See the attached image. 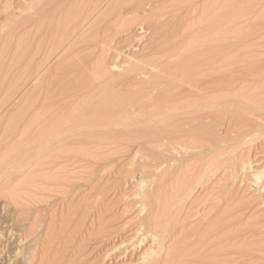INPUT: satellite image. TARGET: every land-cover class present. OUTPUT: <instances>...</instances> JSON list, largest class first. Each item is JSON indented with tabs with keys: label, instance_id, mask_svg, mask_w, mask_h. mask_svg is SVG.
Here are the masks:
<instances>
[{
	"label": "rangeland",
	"instance_id": "rangeland-1",
	"mask_svg": "<svg viewBox=\"0 0 264 264\" xmlns=\"http://www.w3.org/2000/svg\"><path fill=\"white\" fill-rule=\"evenodd\" d=\"M17 1L18 0H11V1L10 0H8V1L7 0L6 1L0 0V6H1L0 7V22H1L0 23V42L2 41V39H4L3 43H0V46H2L4 48L3 49L2 47H0V50L2 49V51H0V54H1L0 57H2V59L0 60V62H1L0 65L1 66H2V64L5 66L7 65V68H8V63L11 62L7 56H10L11 60L13 59L12 60V62H13L14 58L16 56L19 58L18 55H20L22 53L20 56V58H21L22 56H25V54L27 53L28 54V55L26 54L27 57L30 54L31 59H29V58L26 59V57H24V59H26V60H24L25 62L22 61V58H21L22 62L19 59L18 60L22 64L23 63L25 64L27 60L34 61L35 58L33 56L31 57V55H32L31 53L33 52V54H34L39 49L35 52L36 48L33 49V47L38 48L40 46L42 48V49L40 48L41 49L40 53H38L39 51L36 53V56H37V54L38 55L42 54V56L43 55L45 56V54H43L46 52V50L44 51L45 48H43L44 44L46 46L45 41L49 40L48 36H50L51 32H52V34L53 33L56 34V32L60 31L59 29H55V31H54L53 28L56 26H54L53 24H49V25L47 24L49 22L48 19L51 16V15L50 16L48 15L49 11L47 12V15H46L48 17L46 22H45L46 19L44 18L46 11H44L45 14H44V12H41V14L39 13V15L41 16L42 13L44 14V16H41L44 18L43 19L44 22H42V23L45 26L47 25L46 27L52 26L51 29L54 32L50 30V27H48L50 32L49 31L47 32V28H45L46 31H44V29H43V31H41L40 29L44 28L45 26L44 25L39 26V24H38L40 22L39 19H41V17L38 15V11L36 10L37 15L40 18H37L36 14H35L36 17L34 16V18H35V20H34V18L32 17L33 16L32 14H34V11L29 10L28 6H27V5H29L27 3H29L32 0H30V1L26 0V2L24 0H19L20 2H17ZM47 1L44 2V0H43L42 3H47V8H46V4L44 5V7L46 9L44 7L43 8L45 10H47V9L51 10V8H52L51 11H53V7H51V5L50 6L48 5L49 1H50L49 4H51V3H53V0H47ZM103 1H105V0H103ZM113 1L114 0H108V1L102 2L100 0L99 5H97L95 8L90 9L89 11L87 10V12H84V14L85 13L86 14L85 15L82 14V17L86 16V19L84 20L83 26L80 25V27L78 28L79 30H77L76 33L73 34V36L70 37V39L59 50L55 49L54 47H51V48H54L55 50H58L55 52L56 54L53 52V50L49 46H47L53 52V54L52 53L50 54V51H48V49L46 48L47 51L49 52L48 54H50L49 55L50 59H49V57L47 56V53H46L47 57H45V58H47V60H48L47 63H45L46 59H43L41 57V55L39 57H41V59H43V61L37 56V59H35V60H38V58H39L38 61L39 62L41 61L40 63L37 61L36 62L37 64L39 63V65H40L41 63H43V64L45 63L44 66H43V64H42V66H39V67H41V71H40L41 73L40 74H42V78H41V75H40V77L38 76V81H36L37 80L36 79L37 78L36 73L31 74L29 72L32 69V66H31L33 63L32 61H31L32 63H30V64H29V61H28V63H26L29 66L25 64L26 66H28L29 70H26V69L24 70L22 68L23 65L18 63L19 61L17 62V60H15V62H13V63H16V66L20 67L22 65L20 68L17 67L18 71H20V69L21 70L23 69L24 72H22L23 70L20 72H22L25 75H26L25 72H28L31 74L32 78H30V75H29L28 78L25 79V77L27 75L22 77V76H20L22 73H19L20 75L17 74L18 71H16V75H15V69H13L14 71L12 70L14 72V75L17 78H19V77L22 78V79L19 78L20 81H22L23 79L26 81L27 79L30 78L27 82H25L24 80H23L24 83L21 82L24 85H22L20 82H19L20 84L18 83V85H17V82L19 81V79H17L18 80L17 81L16 79L12 78L14 76V75L10 74V72H12L10 70V69H12V67L11 68L9 67L10 71L8 73V71L3 72L4 68H3V66H2V68L0 66V68H1L0 69V77H1V80H0V84H1V86H0V99L1 98L9 99V101L7 99L5 101V99H4V102H3V99H1L2 101L0 100V127H1L0 128V131H1L0 132L1 133L0 139L3 138L0 140V264H141L143 262L142 258H144L142 256L145 255L144 250L147 251L148 247H149V249L151 248L152 251H153V247H154V250H155V248H159V250H160V248H161V250H162V248H164V250L160 254H159V252H157V256H156V254L154 255V257L155 258L157 257V259L153 260V262L154 261L157 262V263L154 262V264H164L163 263L164 260L167 259L168 256H170L173 253L171 245H172L173 251H174L175 247L177 250V247L179 248L183 243H186L184 241V242H182V244H179V246L176 243V241L179 242V240H177L176 238L181 240V237L183 239V236L187 237V240L190 241V242L187 241L188 244L189 243L190 244L192 243V244L191 245L189 244L190 246L188 245V247H187V243H186V245L183 244L182 246H185V250H183V247L181 246L180 248L182 251H180V252L183 255H185V254H188V252L190 250V252H189L190 255L189 254H188L189 256L185 255L186 256L185 258L190 257L192 261H189V262H191V264H264V111H263L264 110V106H263V104H264V0H165V2H164V0H152V2L150 0V2L148 1L149 4H148V2L145 4V2L147 0H144L145 2L143 0H141L142 3L140 2L141 3L140 5H139V0L138 1L133 0L135 3H132V5H131L132 0L131 1L125 0L126 2H124V0L123 1L121 0V5L124 3L122 5L123 8L125 7L124 9L121 8V5H118L119 7L116 5V4H119L116 2L117 0L114 1L116 3H115V5H113L114 4ZM129 1H130V5H129ZM5 2L7 4V9H6ZM8 2H9V5H8ZM34 2L36 5H39L37 7L41 8L40 7L41 2L39 4H37V1L33 0L32 4L34 6H35ZM21 4H22V6H20ZM125 4H126V6H124ZM133 4H136L135 6L139 7V8L138 9L135 8ZM3 5H5V7H2ZM24 5L27 6V9H26V6L24 7ZM110 5H112V6H110ZM48 6L51 8H48ZM23 7L25 10H27V12H24L25 10H23ZM106 7H108V8H106ZM130 7H132V9ZM144 7H145V9H144ZM153 7H154V9H153ZM113 8L120 11L121 15L120 14H118V15L114 14L113 12H115L116 10ZM119 8H121V9H119ZM68 9H69V11H67V8L65 10L69 13L70 8L68 7ZM16 10H18V11H16ZM30 11L33 13H31ZM63 11H60L59 12L60 14L57 13V16L62 15L61 13ZM66 11L64 12L65 15L67 13ZM91 11H94V12H92L94 14L89 13ZM105 11L108 13H106ZM128 11L131 13H128ZM7 12L9 13V15ZM53 12L50 14L53 15ZM110 12L115 17L112 14H110ZM123 12H125V13H123ZM24 13L25 14L31 13V14H28L29 19L33 18L32 20H30L31 21L30 23H28V21H27L28 15L27 14L25 15ZM100 13H102V14H100ZM116 13H118V12L116 11ZM152 13H153V15H152ZM16 14H18V15H16ZM108 14L110 16L111 15L112 16L110 17ZM4 15H5V17H4ZM101 15H103L102 18L104 17V20L106 19L105 21L101 19ZM106 15H108L109 18ZM129 15H130L131 19H132V17L137 18V16L138 17L140 16L138 18L139 20L140 19H146L144 21L146 22L147 25L145 24L144 21L142 22V24L139 21H136L138 24H141V27L139 25H135L137 23H134V22H133L134 24L133 23L132 24L135 26L132 27L131 22H130L131 19L129 18ZM147 16H149V17H147ZM14 17H15V19H14ZM22 17H23V19H21ZM24 17H26V18H24ZM62 17H64V16H62ZM87 17H88V19H87ZM98 17L101 20H99ZM3 18L4 19L9 18L11 20L6 19V22H7L6 23V22H4L5 20H3ZM125 18L126 19L129 18L127 20L129 21L130 26L126 25V23L128 21ZM16 20H17V22H15ZM43 20L41 19V21H43ZM123 20H125L127 22L122 23ZM35 21H38V22H36L35 26L37 24H38L37 25L38 27L43 26L42 28L36 27L37 32L38 31H41L42 33L44 32L43 35L46 32L49 34L48 35L46 33L47 37L45 35H44V37H42L43 36L42 33L38 32L40 35H42L41 37L44 39V44L42 43L43 41H39L41 44H43L42 46L37 41H35V44L32 42V40L34 41L37 39L36 37H38V39L41 38L39 36V34L34 35L31 32V31H33V29L36 32V29L34 27ZM118 21L120 22L121 25L119 24ZM151 21L153 23H155V25H153V23H151ZM12 22H14V23H12ZM32 22H33L34 28L33 29L28 28V25H30V24L32 25ZM147 22H149L150 25ZM8 23H9V25L6 26ZM21 23H24V24L27 23V25H24V24L22 25ZM42 23L40 22V24H42ZM123 24L125 26H122ZM151 24L153 25V27ZM156 24L157 25L160 24L162 26L160 27V25L157 26ZM11 25H12V27H11ZM86 25L88 26V28ZM169 25L171 27L174 26L172 28V30L170 29L171 27ZM91 26H93V27H91ZM127 26H129L131 30ZM17 27H19V28H17ZM89 27H90V30H88ZM122 27H123V30L125 28L129 29V32H127L128 30L127 31L125 30L126 31L125 32L122 29H120ZM149 27H151L150 28L151 30L149 29ZM155 27H157L156 29L158 31L155 29ZM177 27H179L181 29H179ZM6 28H9V29H6ZM11 28L15 29V30L13 29L14 32ZM26 28H28V29H26ZM152 28H154V29H152ZM160 28H163V29L159 30ZM174 28H176V29L174 30ZM10 29H11V31H8ZM30 29H31V31H29ZM133 29H134V31H133ZM169 29H170V31H169ZM182 29L185 32L184 31L182 32ZM200 29H201V31H200ZM81 30H83V31H81ZM84 30L85 31L87 30V31L85 32ZM119 30H120V32H119ZM21 31H22V33H21ZM23 31H25V34H27L29 32H30V34L32 33L31 37H29L28 34L24 35ZM26 31H28V32H26ZM90 31L95 32V33H93L94 36L91 34ZM122 31L125 33H123ZM154 31H155V33H154ZM159 31H161L162 34H161V32L159 34ZM174 31H176L175 32L176 34L173 33ZM6 32H7V34L9 33L10 35L8 34V36H7ZM88 32L90 34L86 36V34H88ZM168 32H171V33H168ZM194 32H196V33H194ZM14 33H16V34H14ZM19 33H21V34H19ZM81 33H82V36L80 35ZM129 33H130V36H129ZM177 33L179 34V37H178ZM191 33H193L194 35ZM4 34L6 35V37H4L5 36ZM52 34H51V36H52ZM83 34L85 35V37L90 36V37H92V39L95 40V41H91L93 43L92 45H94V46L91 45L90 41H89L90 44L88 43L89 45L92 46L93 49H91V47H89L87 45L88 47L87 46H84V47H87L88 49L83 50V46L80 45V43H82V41H84V39H82V40L80 39L81 37H84ZM163 34H165V35H163ZM172 34H173V37H172ZM21 35L25 36V37L23 36L22 38L25 39L26 43L23 42L24 40L22 41V39L20 37ZM96 35H97V37H96ZM131 35H133V36L131 37ZM182 35H184V38ZM12 36H14V37H12ZM54 36H56V35H54ZM54 36H53V38H54ZM79 36H80V38H79ZM127 36H128V38H127ZM160 36L161 37L162 36H169V37H167L169 39H166V37L161 38ZM180 36H182V37H180ZM190 36H192V37H190ZM90 37L88 39H90ZM122 37H123V39H122ZM189 37L192 39H190ZM14 38H15V40H14ZM29 38H31V39H29ZM42 38H41V40H43ZM51 38H50V40H51ZM73 38H74V40H73ZM124 38H125V40H124ZM151 38L154 41L158 39L157 40L158 42H156V43L152 42ZM172 38H173V40H172ZM181 38H182V40H181ZM185 38H186V40L184 41ZM17 39H18V43L16 41ZM19 39L21 40V42ZM76 39H77V46H76V44H74V43H76ZM92 39H90V40H92ZM163 39H165V41L168 42L167 45L165 44V46H166L165 51L167 53L168 52H170V53L167 56L165 55V57H163L164 59H162L163 55H160L162 53L159 54L161 56V60H162L161 61L159 59L160 64L159 63L156 64V66L157 67L159 66V67L158 68L156 67L157 69L154 68L156 70H154V69L152 70V69H150L149 66H148L149 69L145 68V66H144V69L140 68V69L144 70V72L140 69H137V71H135V72L132 71L135 74L130 72V77H129V75H127L128 73L126 72L125 69L128 68V65L132 63L131 60L134 58H139L140 60H143L144 62H148L151 59L150 58L151 54H149L151 51H149V50L154 46V44L156 45L157 43H159V40H160V42H163ZM175 39H177V40L175 41ZM6 40H8V42ZM12 40H14V41L12 42ZM50 40H49V42H50ZM121 40L124 42H122ZM167 40H169V41H167ZM29 41L32 42L31 44L34 45L33 47L29 43ZM115 41L117 44L115 43ZM182 41H184V42L182 43ZM27 42L31 45L30 48H32V49L28 48V46H30V45ZM36 42L38 43V46H35ZM46 42H47V44H49L48 41H46ZM53 42H55V41H53ZM84 42H86V41H84ZM84 42H83V44H84ZM120 42H121V45H120ZM149 42H151V44ZM4 43H5V45L7 43L6 47H5ZM9 43H10L11 48L8 46ZM14 43H17L18 45L14 44ZM21 43H22V45H21ZM51 43H52V41H51ZM106 43H108V44H106ZM123 43L125 44V47L128 45L126 47L127 49H125ZM180 43L182 45H180ZM19 44H20V46H19ZM78 44H79V46H78ZM95 44H96V46H95ZM122 44H123V48H122ZM131 44H132V47H131ZM15 45L17 46V49H16ZM23 45H25L24 46L25 48L23 47ZM52 45H50V46H52ZM118 45H120V46H118ZM149 45L152 47L150 48ZM171 45H172V48H171ZM174 45H175V47H174L175 49L173 48ZM12 46L15 49L10 50L13 48ZM70 46H72V47L75 46V49H73L72 47L70 49ZM113 46H114V48H113ZM180 46H182V48ZM101 47H103L102 48L103 50L101 49ZM115 47L117 49L121 47L120 48L121 51H120V49L117 50ZM144 47H146V48H144ZM76 48L78 49V51ZM98 48H100V49H98ZM147 48H148V50H147ZM22 49L23 50L27 49V52L25 50V53H24V51ZM66 49H67L68 54L65 52ZM68 49L69 50L73 49V53L75 51L74 54H75L76 59H75L72 51H69ZM171 49H172V51H171ZM7 50H9V52H7ZM14 50H16V51H14ZM12 51L15 52V54ZM19 51L20 52L23 51V52L19 53ZM87 51H88V53H86ZM116 51H119L121 53V55L119 52H118L119 54L117 55ZM144 51H145V53H144ZM2 52H7V53H2ZM99 52H100V55L97 56V53L99 54ZM62 53H65V54L61 55ZM80 53L82 56L80 55ZM101 53H103V54H101ZM4 54H5V57H4ZM10 54L11 55L14 54L13 55L14 58H12L13 56H11ZM76 54H77L78 58H77ZM171 54H174V55H171ZM79 55L81 56V58ZM85 55L86 56L89 55L88 58ZM126 55H127V57H125ZM64 56H66V57H64ZM101 56H102V58H101ZM17 57L15 59H17ZM59 57H61V59ZM69 57H72V58L70 59ZM93 57H95V60H93ZM5 58H6V60L8 59L9 61L3 60ZM64 58H65V61L67 60L66 58H68V60L66 61L68 64L66 62H64ZM144 58L146 61L144 60ZM153 58L157 59V56H155V57L153 56L151 61H153ZM192 58L194 60H192ZM56 59L59 62L60 61L61 62L59 63ZM78 59H79V61H81V60L82 61L79 62ZM99 59L100 60L102 59L101 60L102 63H100ZM72 60H73V62H72ZM2 61H4V62L6 61V63L7 62L8 63L4 64ZM62 61H63L64 65L62 64ZM94 61L96 63H94ZM77 62L79 64H81L82 68L80 66H79V68L82 69V72L87 70L84 73L87 74V72H88L90 74V76H91L92 71H94V70H91L90 71L91 73L89 72V70L96 68L97 66L95 64H97V63L103 64L101 67L104 66L103 67L104 71L108 72V73L101 75L103 71L102 72L100 71L101 67L99 66L98 68H99V71L101 74L99 73V76H96V77L97 78L99 77V79H100V75L101 76L105 75L106 77L109 76V78L111 77L109 80V78H106L104 76V79H103V77L100 79L102 81L101 82L100 80L98 81V79L95 76H92L93 78H91L90 76L87 75L88 77L91 78L90 79L84 74V78L86 77L89 79V81L91 80L90 82H88L86 80L84 81L85 84L89 83L88 86H90L92 84V82H93L92 79L96 78L97 82H99L98 84H101L103 89H104V87H105V89H108V88L111 89L113 87L112 89L115 88V91H116L118 86H120L117 83H120L122 86L118 88L119 94L120 93L123 94L124 90H126V89L127 90L124 92L125 93L124 95H126V93H128V90H129V92L131 90L133 91V94H132V91L130 92L133 95V97H132V95L130 97H132V99H133L132 103H134L133 105H135L132 107L133 108L135 107V108L134 109L131 108L132 110H134V111H132V113H130L131 111L128 110L126 112L127 114H125V115H128L127 118L132 117V115L134 116L133 118H135V117L136 118H135V120L133 119V121L130 118L131 120L129 119V121H127V123H128L127 126L124 125V127L126 126L125 128L130 127L131 131L128 128H127V130L124 129V131H122L123 129L119 130V129H121L120 126H119V128H116V131H115V128H113L114 130H111L112 126H114L113 124L108 126V128L110 130H108V128H106V127H103V129L105 128L106 130L110 131L111 137L114 135V133L115 134L118 133V131H120L119 133L127 131V134L130 135L131 133H133V129L136 130V127L134 126L137 124L136 121L140 120L138 123L141 124L140 123L141 121L143 123L141 125L137 124L136 126H138L140 128L139 134L141 136L138 135L137 131H134V132H136L139 137L134 136L135 135L134 133H133L134 135L131 134L132 136H128V135L126 136L125 135L123 137H121L120 134H116L115 136H113V138L116 137V139L114 138L113 140L114 141L117 140V141L113 142L112 139L110 140L108 138H105L106 141L104 140V143H103V141H101L102 143H100L99 141H95L96 139H94V136L96 134L98 135L99 132H101V131L103 134V133H105L106 130L105 129L103 130L101 127V131H100V130H98V127L94 126L98 130V133H97V130L93 126H91L95 130H93V128H91V127H90V129H88L89 127L87 129L91 130V131L93 130V132L96 131V132H94V134H93V132L91 133V131H90V135H89V136H91L90 138H92V140H94V141H90L89 137H84L88 134V133L86 134L87 129L86 128H79V127L84 124V122H82V121H83V119H86L88 117V115H86V114H89V112H90V110H89L90 108H88V106L90 104H88V103H90V101L93 103V99H91V97H92L91 95H93V93H97L99 90L102 91L103 89L100 87L101 85L100 86L98 85L99 89H97L98 91H96L95 87H97V83L95 82L96 79H94L95 80L94 83L96 86L93 88L92 87L94 85V83H93V85L90 86L91 87L90 91L95 89L96 92L93 90V91H91L93 93L90 94V92H87L89 90H86V93H88L89 94L88 96H90L88 98L86 97L87 94L84 91L81 92V93H83L84 97L81 93H79L81 95H78L79 90H78V88L76 89L77 85H73V84H75V83L77 84L79 82V81H76L75 79L80 80L79 83L81 84L83 81L79 77H81V75H83V74H82V72H80V76L78 77L79 74H77V72H76L77 67H75L74 69H76V71L74 73L76 76L73 77L74 75L72 72L74 71V69L72 68L71 70H73V71L71 72L70 68H69V66H72V64L78 66L79 64ZM166 62L168 64H166ZM13 63H12L13 67L16 68ZM34 63H35V61H34ZM69 63H71V64H69ZM82 63H83V65H82ZM188 63L190 65H188ZM25 65H24V67H25ZM97 65H99V64H97ZM113 65H114V67H113ZM196 65H197V67H196ZM198 65H199V68H198ZM200 65H202V66H200ZM203 65H204V67H203ZM62 66H63V68H64V66H66L65 68H67V70L69 69L68 71L71 72L72 74L67 72V70H64L65 68L63 69ZM87 66H88V68H87ZM34 67H35V65L33 64V68ZM187 67L190 68V70H188ZM7 68L5 67V69H7ZM25 68H27V67H25ZM98 68H96V69H98ZM103 68L101 70H103ZM184 68H185V70H184ZM5 69H4V71H5ZM96 69H95V71L97 72ZM105 69L108 71H106ZM181 69H183V70H181ZM32 70H34V69H32ZM148 70H150V71H148ZM193 70H195V71H193ZM79 71H81V70H79ZM180 71H183V72H180ZM33 72H37V71L34 70ZM65 72H66V74H65ZM151 72H153V73H151ZM163 72H164V74H165V72H166V74L167 73L169 74V76L165 75L167 77V78L165 77L166 81L163 78L164 77L163 76L164 74H162ZM170 72H171L172 76L174 75V72H175V74L179 75V77L181 76V78H182V76L183 77L186 76V73H189L187 75H190L192 73L190 75L191 77L188 76L187 78L191 79V81H192V79H194V82L196 80H197V82L199 81L198 85H201V87L199 86V89L200 88L203 89L205 86H206V88L209 87V89H210V87L213 86L215 81H216L215 84L217 86H220V87H217L218 89L220 88V90H219L220 92H218V94H217L218 95L217 96L218 101L220 104H219V107L217 106V108H220L221 104L224 105L225 107L222 106L223 108L222 107L220 108L221 111H220V109H211V110L208 109V111L214 110L216 112V114H214V116L212 115L213 118L198 117L199 119L198 118H197L198 120L195 119L192 123L189 122L187 124L186 123L181 124L180 122L179 123L176 122L179 125L174 123L175 125L169 124V126H168V124H167V126L162 127L164 129V131H165V129H167L166 131H170V130L173 131V130H180V129H181L180 131H183V129L186 130L187 128H189V124L190 125L194 124L193 126H190V127L193 129V127L197 126L196 127L197 129L195 128L194 132H196V135L198 134V137H199V134L203 137L207 136V140H206V137H204L206 144L204 143L203 137H201L203 142L201 139H200L201 142L199 141L200 137L199 138L197 137L198 139H196V140L193 138L187 139V137H186L184 139V142L186 141L185 144H184L183 140H181V139L180 140L182 142L180 140L178 142V140H177V141H174L173 145H172V140H165V141H167L168 144L164 143V140H163L164 144L161 141V143L158 142V143H156V145L153 146V144H155V143L150 142L151 138L149 136L144 138L146 136V134L148 133V130L150 133L152 131V127H153V129H155L154 128L155 122H152V121L147 122V119H150V117H152L154 115V113H155L154 111L157 109L156 107L158 105L160 106L161 104H163V102L166 100L165 98L168 97L170 95V93H171V96H172V94H174V92H170L172 89L170 90L169 87H171V88L173 87V91H177V92L182 91L180 89L182 88L183 85L181 86V88H180V85H181V83H183V84L185 83L183 80L186 79V77L184 79H181V83H180V81H178L180 78L176 77L174 75L175 80L180 83V85H178L179 88L177 89L176 85L178 84V82H174L175 80H174V78L172 79ZM193 72H194V74H193ZM3 73L6 74V77ZM67 73H69V74L67 75ZM122 73H124V74H122ZM143 73L148 74V76L146 74H143ZM179 73L180 74L183 73V74L180 75ZM119 74L121 75V79L118 78V76H120ZM155 74H158V75L160 74L161 76H163L162 78L164 80L160 82L162 88L159 84V87L161 88V90L159 89V87L156 88L158 85L151 86V83H153L155 78H157V77H155V76H157ZM62 75H65L67 78H65ZM152 75H153V77H152ZM160 75H159V77H160ZM123 76L126 77V79L124 78V80L126 82H123ZM127 76L129 78H127ZM195 76H196V78H195ZM8 77H10V79ZM147 77L152 82L150 80L147 81L146 80V79H148ZM2 78H5V81ZM40 78L42 79V81L40 80ZM54 78H56V79H54ZM73 78H74V80H73ZM112 78H113V81L116 83L111 81ZM117 78L120 79V81ZM176 78H179V79L177 80ZM217 78H219L220 80ZM11 79L12 80L14 79L17 82H15L14 80L12 81ZM66 79L69 82L68 85H71V86H68L66 84L67 83ZM188 79H186V80H188ZM208 79H210V80H208ZM9 80H11L13 83H15L14 84L15 87H14V85L13 86L11 85L12 83H10ZM129 80H130V82H129ZM226 80H227V82H229V84L226 83ZM73 81H75V82L73 83ZM104 81L105 82L108 81L106 83H109L111 81L110 83L111 84L113 83L115 85L114 86L109 85V87H108V84H106ZM145 81H146V83L149 82L150 84L144 83ZM204 81H205V86L203 85ZM230 81H234L233 84L230 83ZM33 82L34 83L35 82L36 83L41 82L42 85L41 84L40 85L42 87L40 88L39 87L40 85L38 86V84H37V86L39 88L36 85L31 86V84ZM103 82L106 84V86H104V87H103V85H104ZM132 82H135V83H132ZM197 82H195V83L197 84ZM201 82H203V83H201ZM206 82H208V84ZM212 82H214V83H212ZM5 83H7V85ZM8 83H9V85H8ZM123 83H125L124 87H123ZM127 83L129 86L127 85ZM139 83H141V85ZM186 83H187V81H186ZM186 83H185V86L187 88L188 86L186 85ZM188 83L191 84V82H189V81H188ZM80 84L78 86V87H80V89L83 86H85L84 83H82V87L80 86ZM142 84H144L146 86H143ZM167 84H168V86H167ZM170 84H172V86ZM116 85H117V87H116ZM16 86H19L18 89ZM21 86H24V87H21ZM65 86H66V88H65ZM126 86H127V88H126ZM193 86L195 87V85H193ZM221 86L222 87L225 86V90H224V88H222L223 89L222 90ZM229 86L230 87L232 86V87L230 88ZM4 87L5 88L7 87V91L6 90L4 91V89H5ZM32 87L33 88L37 87V88L36 89L34 88V90H33ZM86 87H87V84H86ZM140 87H142L141 88L142 91L144 90L146 92V90H147V93L146 94L144 92L141 93L140 89H139ZM145 87H146V89H144ZM166 87H168L169 90ZM184 87H183V90H185ZM121 88L122 89L124 88V89L122 90ZM12 89H14V90H12ZM30 89L32 90L31 92H30ZM37 89H39L38 93L39 94L41 93L40 97H38L39 95L35 96L36 94H38ZM63 89H64V91H63ZM71 89H73V90H71ZM74 89H75V91H74ZM83 89H85V88H83ZM83 89H81V91ZM109 89H108V91H109ZM112 89L110 90L111 93H113V91H114V90L112 91ZM138 89H139V92H137ZM148 89H149V91L152 89L150 93L148 92ZM156 89H158V92ZM61 90L63 91V93L61 92ZM70 90L72 91V93ZM76 90H78V91H76ZM162 90H164V91H162ZM194 90H195V88H194ZM203 90H205V88ZM49 91L51 92V96L48 97V93H50ZM57 91L61 92L62 95L59 96L61 93L58 94ZM165 91H166V93H165ZM4 92L7 95H5ZM8 92L11 94H9ZM52 92L54 94H52ZM159 92H161V93H159ZM162 92H164V93H162ZM34 93H36V94L34 95ZM66 93H68V94H66ZM115 93H118V90ZM137 93H141L142 95L143 94L144 95L143 96L141 95L142 96L141 97ZM148 93H149V95H148ZM221 93L224 95H222ZM1 94H2V96H4V95L5 96L1 97ZM63 94L66 96H63ZM135 94L138 95V97H136L137 99L134 96ZM160 94H161V96H160ZM32 95H34L35 100L37 99L36 100L37 104H36V101H34V99H33V101H34L33 105H35V108L31 104V106L34 108V109L32 108L33 111L30 110V107H31L30 105H29V108L27 107V109H29L30 111L22 108V107H25L27 104V102H24V101H26V98L28 97V98L32 99V97H33ZM74 95H75V97H74ZM129 95L130 94H128V96ZM7 96L10 98H8ZM70 96H71V99H70ZM151 96H153V97H151ZM219 96H220V98H219ZM47 97H48V100H46ZM51 97H53V98H51ZM170 97L168 98L169 100H170ZM72 98H74V99H72ZM81 98H83V100ZM140 98H142V100ZM76 99L78 100V102H76L77 101ZM135 99H136V101H135ZM225 99H226V101H224ZM227 99H228V101H227ZM231 99H233V101ZM84 100H86V101H84ZM162 100H164V101H162ZM229 100H231V102ZM22 101L24 102V104L25 103L26 104L24 105ZM33 101L29 100L28 103L30 104V102L32 103ZM81 101H83V102H81ZM223 102L228 103L230 107L228 106V104H225ZM2 103H3V106H2ZM4 103H6V104H4ZM20 103H21V105H19ZM79 103H80V106H79ZM86 104H88V106ZM154 104H155V106H154ZM238 104H240V105L238 106ZM246 104H248L249 106L248 105L245 106ZM254 104H256V105H254ZM258 104H259L258 107L260 110L258 109V107L257 108L255 107ZM260 104H262V105H260ZM36 105H37V107H36ZM8 106H9V108H8ZM78 106L80 107V109H78ZM84 106H86L88 109L85 108L86 110L84 112L82 111L83 113L79 112L81 109L84 110V108H83ZM137 106H139V107H137ZM19 107H21V109ZM243 107H244V109H242ZM252 107L255 109V112H254V109L253 110L251 109ZM262 107H263V109H262ZM151 108H152V110H151ZM246 108H249V109H247V111H246ZM17 109H20L21 112L23 113V115L21 113H19L20 110L18 111ZM23 109L25 111H22ZM74 110L77 111V113ZM87 110H89V111L86 112ZM250 110H251V112H250ZM5 111H8V112H5ZM74 112H75V115H77V117L79 114L80 115L82 114L81 115L82 118L85 117V118L81 119L80 115H79L78 120L80 118V120H82V121L79 120L80 122H78L77 124L75 123L76 125L80 124V126H78L76 128H75V124H74V127L72 126V124L75 122L74 119H76ZM5 113H6V115H5ZM8 113L11 114L10 117H9ZM16 114H18V115H16ZM151 114H152V116H151ZM3 115H4V117H3ZM24 115H26L27 117ZM68 115H69V118L72 117L74 119L66 118V116H68ZM125 115H124V117L126 118ZM216 115H218V116H216ZM13 116H17V118L13 117ZM20 116H22V118H19ZM144 116H146V118H147L146 121H144L145 120ZM209 117H211V115ZM216 117H218V119ZM137 118H139V119H137ZM66 119H69V121L67 122ZM203 119H205V120H203ZM2 120H4V121L2 122ZM8 120L13 121V122L10 121L11 124H13V127L10 123H7ZM63 120H64V122H63ZM73 120H74V122H72ZM76 121H77V119H76ZM197 121H199V122H197ZM208 121H210V123ZM4 122H6V123H4ZM200 122H202V124ZM212 122H213V124L215 123V126H213ZM22 123H23V125H22ZM67 123H69V124L72 123L70 126H71V129H74V130H71L70 126H68L69 124H67ZM129 123H131L132 125L134 123L133 127H131L132 125L130 126ZM148 123L150 126L148 125ZM207 123H208V125L210 124L212 126L209 125V127L208 126L206 127L205 125ZM5 124L9 127L8 129H7V126L5 128ZM24 124H26V127H28V125H29V128H25ZM146 124L149 126L150 129L147 128L148 126H146ZM30 125L33 126L32 129H31ZM84 125H83V127H84ZM120 125L123 126L122 124H120ZM143 125H145L146 127ZM176 125L179 127L176 128ZM200 125H201V127H200ZM140 126L141 127L143 126V128L147 132L141 133V131H143V129ZM170 126L171 127L173 126V127L171 128ZM185 126H187V127H185ZM198 126L200 127V129L202 128L201 132H199ZM19 127L20 128L23 127V128L20 129ZM114 127H118V125L114 126ZM124 127H122V128H124ZM168 127H170L171 129H169ZM2 128L3 129L5 128L4 131ZM11 128H13V129H11ZM16 128H18V129H16ZM65 128H67V129H65ZM191 128H189V129H191ZM211 128H212V130H211ZM25 129H26V131H25ZM27 129H28V131H27ZM29 129H31V130H29ZM99 129H100V126H99ZM9 130H10V132H9ZM11 130L13 131V133ZM77 130H80V131L78 132ZM209 130H210V134L212 133L211 137H210L211 139H208L209 138L208 137V135H209L208 131ZM108 131H106V132H108ZM112 131H114V132L112 133ZM7 132H9L8 135H7ZM74 132H76V133H74ZM154 132H156V131H154ZM214 132L216 134L215 136L213 135ZM92 134L94 136H92ZM108 134H109V132H108ZM108 134H106V135H108ZM142 134H144V135L142 136ZM133 136H134V138H131ZM5 137H7L6 140H4ZM120 137H121V140L119 139ZM129 137L131 138V140ZM87 138L89 139L88 142H87ZM122 138H127V139L129 138L128 139L129 141L127 139H122ZM7 139H8V141H7ZM85 139H86V141H85ZM144 139L148 142V144L146 143V141ZM97 140H99V139H97ZM108 140L110 143H112V142L113 143L110 144L108 142ZM208 140H210V141H208ZM4 141H5V143H4ZM123 141L127 142L128 144L123 142ZM140 141L143 143H141ZM169 141H171V142H169ZM191 141L194 143L195 147ZM212 141H215V143L213 144ZM1 142H3V143H1ZM105 142H107V143H105ZM118 142L122 146H119ZM130 142H132L134 145L130 144ZM144 142L146 145L144 144ZM216 142H217V144H216ZM150 144L152 145V147ZM160 144L166 145V148ZM180 144H181V146H179ZM189 144L191 147L189 146ZM196 144H198V145H196ZM117 145H118V147H117ZM125 145H128V146H125ZM130 145H132V147ZM214 146L216 149L214 148ZM115 147H117V148H115ZM121 147L122 148L126 147V148L122 149ZM171 149H173V150H171ZM178 149L181 151H178ZM176 151H177V153H176ZM158 154H163V155H158ZM149 155L151 156L150 158H149ZM185 155H187V156H185ZM213 155H214V157H213ZM160 156L161 157L164 156V157L161 158ZM181 156H183V158ZM152 157H154L155 160ZM156 157H158V159L159 158L160 159L158 160ZM167 159H170V160H167ZM209 159H211V160H209ZM212 159H213L214 164L211 166L212 169H210V171H209V169L207 170V168H208L207 166H208V164H210L209 162H211ZM208 160H209V162H208ZM175 161L177 163H175ZM242 162H244V163H242ZM6 163H8V164H6ZM179 164H181V166ZM184 164H186V165H184ZM189 164L192 166L189 167ZM203 164L207 168H204L205 166H203ZM211 164H212V162H211ZM6 165H7V168H6ZM145 165H147V167H145ZM4 166H5V168H4ZM174 166H175V168H174ZM187 166L191 169H187ZM195 166H196V168H195ZM166 167H167V169H169V168H171V169L166 170ZM3 168H4V170H3ZM178 169H180V170L178 171ZM193 169H195V170L192 171ZM190 170H191V172H190ZM206 170H207V172H205ZM4 171H7V172L4 173ZM153 171L155 173H152ZM168 171H170V172H168ZM143 172H144V175H147L148 173H150L151 177H149V175H147L148 177H145L143 175ZM183 172L184 173L189 172V173L184 175ZM199 172H200V174H199ZM210 172H211V174H210ZM190 173H191V175H189ZM160 174H161V176H160ZM175 174H177V175H175ZM8 176H9V178H8ZM188 176H189V178H187ZM173 177H174V179H173ZM181 177L183 178V180H181L182 179ZM7 178L9 180H7ZM186 179L187 180L190 179L191 181L190 180L187 181ZM199 179L202 181L200 182ZM4 180H5V182H4ZM163 180H167V181H164L162 183ZM184 180L186 183L184 182ZM156 182L157 183L159 182V183L156 184ZM183 182H184V184H182ZM178 183H180L182 185H180ZM189 185L192 187H190ZM181 186L184 189L181 188ZM188 186L190 188H188ZM177 187H179V189ZM178 190H179V192H178ZM147 191H148V195H146V196L150 195L149 192H151V194L153 192L156 194H159L161 192L160 196H158V195H156V196L158 198L159 197L161 198V199L160 198L157 199V200H159L158 202H160L162 199H163V201L161 204L157 202L158 203L157 205H159L158 207H160V205H163V203H165L164 207H166L167 210L172 207V204H173V207L175 208L174 203L176 204V202H174V201L177 200V204L179 205L178 206L176 204L177 207L175 209L177 210V213H176V210L172 207L174 209V210L172 209V211H175V213L174 212L171 213L170 212L171 209H170V211L169 210L168 211L163 210L164 212L165 211L167 212V213L165 212L166 214H164V216H163L162 215L163 211H161L163 208L160 207V208H162L161 210L158 207L154 208L155 207L154 204H150L148 206L145 205V209H144L143 208V204H144L143 199H144L145 194H147ZM189 191H190V193L188 195ZM172 192L174 193V195ZM182 192H184V193H182ZM154 193L152 195H154ZM176 193H178L179 196L181 195L179 193H182L184 195L183 198L186 197V194L188 196L183 201L182 195L180 196V199H179L178 195ZM162 196H163V198H162ZM173 196H175V197H173ZM176 197H177V199L175 200L174 198H176ZM140 199H141V201H140ZM178 199L179 200L182 199L181 202ZM169 202H172V204H170ZM169 204H170V206H169ZM151 205L154 207L153 208L150 207ZM168 207H170V208H168ZM179 208H181V209H179ZM152 209H154V210H152ZM155 210L157 211L156 212L157 216H158V213H160L159 214L160 220L162 219L161 216H163L164 219L165 218L169 219V217L171 216L170 220L175 221L174 222L175 224H176V222L179 221L178 222L179 224L177 223L176 226H175V224H173V221L171 222L172 225H174V227H170L171 226V223H170V225L168 226L169 228L167 227V229L168 230L170 229V230H172V232L173 231L174 232L172 233L170 230L169 231L167 230V232H164L163 237H164L165 233H166V237L162 238V235H161V238L163 240H161V238L158 237L160 234L157 235V237H153V238H158L159 241H161V242H159L161 244V246L156 241L157 239H154V241L152 240L153 239L152 236L156 235L157 233L153 234L151 232L152 234H150V232H149L150 230L147 228V225H146V223L149 221V218L151 220L153 218L152 215H156ZM150 212H151V215H150ZM168 213H170V214H168ZM180 213H182V214H180ZM174 214L177 217H175ZM149 215L152 217H150ZM145 217L148 220L147 222H146V220H143V218L146 219ZM176 218L178 221H176ZM160 220H158V221H160ZM161 222H158V223H161L160 225H162L163 227L161 226L160 228L162 229L165 226L164 223L166 222V219H165V222H164V220H161ZM181 224L184 226H181ZM139 225H141V226H139ZM158 225L156 226V229H157ZM139 227H140V230L137 231V229ZM141 227L143 229L145 227L147 231L145 229L143 231V229H141ZM160 228L158 230H160ZM151 231H153V230H151ZM188 233H189V235H187ZM192 233L195 234L198 238L195 235L193 236ZM147 235H149L150 238ZM171 235H172V237H171ZM178 236H180V238ZM190 236H192L195 240ZM141 238L142 239L145 238L144 239L145 242L143 241L142 244L140 243V246H138L136 244V242H139V240H141ZM183 240H185V238ZM201 241H203L204 243ZM172 243H174L175 246ZM169 246H170V248H169ZM200 247H201V250H200ZM136 248H137V250H136ZM191 248L193 251L191 250ZM194 248H195V250H194ZM167 249L169 250V252L171 251V254H169V252L167 254V252H166V251H168ZM191 251H192V253H191ZM176 253H177V251H176ZM158 254H159V257H158ZM197 256L200 258H198ZM149 257L152 258L153 256L150 255V256H148V258ZM193 257H194V259L198 258L197 261H195V260L193 261ZM152 259H151V262H152ZM148 260L149 259H147L146 261H148ZM188 260H190V259H188ZM188 260H185V262L187 264L189 263V262H187ZM198 260H199V262H198ZM151 262L148 261V263L153 264V262L152 263ZM160 262H162V263H160ZM194 262H196V263H194ZM145 263H142V264H145ZM148 263H146V264H148ZM181 264H183V263H181Z\"/></svg>",
	"mask_w": 264,
	"mask_h": 264
},
{
	"label": "bare ground",
	"instance_id": "bare-ground-1",
	"mask_svg": "<svg viewBox=\"0 0 264 264\" xmlns=\"http://www.w3.org/2000/svg\"><path fill=\"white\" fill-rule=\"evenodd\" d=\"M5 1H6V0H5ZM7 1H8V0H7ZM10 1H11V0H10ZM24 1L26 2V0H24ZM27 1H30V0H27ZM36 1H37V4H39V3L41 2V3H40V7H41V8L37 7V6H39V5H36L35 2H34L35 6L38 8V9H37V8L32 4V3H33V0L30 1L31 3H30V2L27 3V4H29V5H27V6H28V9L31 10V11H34V14H32V15H33L32 17L34 18L35 14H36L37 18H40L41 16H44V14H45L44 11H46V14H45V16H46V15H47V12L49 11V14H48V15H49V16L51 15V16L49 17V19H48L49 22H48L47 24H48V25H49V24H53L54 26H56V27L53 28L54 31H55V29H59V30H60V31H58L59 33H58V32H56V34L53 33V34L56 35V36H54V35L52 34V32L50 33V36H51V34H52V36H51L52 38H51L50 36H48V39H49V40H50V38H51L50 42H49V40H46V41H48V43H49L50 45L53 44L54 46H53V45L50 46L49 44H47L46 41H45V43H46V46H45V44H44V39H43L42 37H44V35L47 37V34H48L47 32L49 31L48 27H50V26L46 27L47 25L45 26L42 22H44V20H43L44 18L46 19V20H45V22H46L48 17H47V16H46V17L44 16V18L41 17V19H42L43 21H41V19H39V21L42 23V24H40V22H39V23H38L39 26H40V25H44V26H45L44 28H42L43 26H42V27H38V26H37L38 24L35 26L36 22H38V21H35V23H34V27H35V29H36V27H37V28H42V29H40L41 31H43V29H44V31H46L45 28H47V32H46L47 34L45 33V34L43 35L44 32L42 33L41 31H38V32L42 33L43 36L40 35V34L37 32V29H36V32L34 31V29H33V28H34V27H33V22H32V25H31V24L28 25V28H32L33 31L35 32V33H34L33 31H31V29L29 30V31H31L34 35H38V34H39L40 37L42 36L41 38H42L43 40H41V38L38 39V37L35 36L37 39L34 40V41L32 40V42L35 44V41H37L38 43H40L39 41H43L42 43H43L44 46H45V47L43 46V48H45L44 51L46 50V52L43 53L44 51L42 50V51H43L42 53L45 54V56H44V55L42 56V54H39V55L37 54V56L39 57V56L41 55V57H42L43 59H46V62L44 61L45 63H47V61H48L47 58H45V57H47V56L49 57V55H50L51 53L53 54V52L55 53V52L58 51L61 47H63L64 44L70 39V37H72L73 34H75L77 30H79L78 28L80 27V25L83 26V24H84V20L86 19V16L82 17V14H84V12H87V10L89 11L90 9L95 8V7H96L97 5H99V3H100V0H55V1L53 0V3L49 4L50 1H49V3H48L49 6L51 5V7H53V11H54V12H53V11H51L52 8L49 7V6H48V8H51V10H50V9L45 10V9L47 8V3H42L43 0H36ZM46 1H47V0H44V2H46ZM101 1H102V2H105V1H108V0H105V1L101 0ZM114 1H115V0H114ZM114 1H113V2H114ZM122 1H123V0H122ZM126 1H127V0H126ZM126 1L124 0V2H126ZM130 1H131V0H130ZM130 1H129V5H130ZM134 1H135V0H134ZM134 1H133V0L131 1V5H132V3H135ZM137 1H138V0H137ZM143 1H144V0H143ZM148 1L150 2V0H147L146 2L144 1L145 4H146ZM14 2H15V1H14ZM17 2H20V1L18 0ZM21 2H22V1H21ZM47 2H48V1H47ZM116 2L119 3V4H116L117 6H118V5H121V0H117ZM116 2H114V4H113V3H112V4L115 5ZM140 2H141V0H139V5L142 3V2H141V3H140ZM149 2H148V4H149ZM151 2H152V0H151ZM164 2H165V0H164ZM22 3H23V2H22ZM109 3H110V2H109ZM122 3H123V2H122ZM5 4H6V2H5ZM17 4H18V3H17ZM45 4H46V8L44 7ZM123 4H124V3H123ZM123 4H122V5H123ZM148 4H147V5H148ZM8 5H9V2H8ZM100 5H101V4H100ZM122 5H121V8H123ZM133 5H134L135 8H137V9L139 8V7H136V6H135L136 4H133ZM143 5H144V4H143ZM16 6H17V5H16ZM20 6H22V4H21ZM25 6H26V5H24V7H25ZM27 6H26V9H27ZM70 6H71V7H70ZM104 6H105V5H104ZM110 6H112V5H110ZM110 6H109V7H110ZM124 6H126V4H125ZM127 6H128V5H127ZM156 6H157V5H156ZM156 6H155V7H156ZM0 7H1V6H0ZM2 7H5V5H3ZM24 7H23V10H25ZM43 7H44L45 9H44ZM68 7L70 8V12H69V13L67 12V11H69ZM99 7H100V6H99ZM118 7H119V6H118ZM132 7H133V6H132ZM132 7H130V8L132 9ZM8 8H9V7H8ZM15 8H16V7H15ZM20 8H21V7H20ZM66 8H67V11L65 10ZM106 8H108V7H106ZM116 8H117V7H116ZM121 8H119V9H121ZM124 8H125V7H124ZM124 8H123V9H124ZM135 8H134V9H135ZM150 8H151V7H150ZM6 9H7V4H6ZM113 9H115V8H113ZM140 9H141V8H140ZM144 9H145V7H144ZM153 9H154V7H153ZM153 9H152V10H153ZM3 10H4V9H3ZM23 10H22V11H23ZM36 10L38 11V15H39V13L41 14V12H44V14L42 13V15H41V16L39 15V16H40V17H39V16L37 15V11H36ZM63 10H64V11H63ZM110 10H111V9H110ZM115 10H116V9H115ZM135 10H136V9H135ZM141 10H142V9H141ZM16 11H18V10H16ZM31 11H30V12H31ZM50 11H51V12H50ZM60 11H63V12L61 13L62 15H60L61 17H60L59 15L57 16V13L60 14V13H59ZM65 11L67 12L66 15H65V13H64ZM100 11H101V10H100ZM113 11H114V10H113ZM113 11H112V12H113ZM116 11H117L118 13H116ZM116 11L113 12V13H114V14H117V15L121 13V12L118 11V10H116ZM121 11H122V10H121ZM5 12H6V11H5ZM10 12H11V11H10ZM24 12H27V10H25ZM52 12H53V15L50 14V13H52ZM92 12H94V11H91V12H89V13L94 14V13H92ZM105 12H106V11H105ZM141 12H142V11H141ZM7 13H8V12H7ZM11 13H12V12H11ZM21 13H22V12H21ZM31 13H33V12H31ZM31 13H26V14L28 15V14H31ZM102 13H103V12H102ZM102 13H100V14H102ZM106 13H108V12H106ZM123 13H125V12H123ZM128 13H131V12L128 11ZM148 13H149V12H148ZM19 14H20V13H19ZM24 14H25V13H24ZM26 14H25V15H26ZM85 14H86V13H85ZM85 14H84V15H85ZM100 14H99V15H100ZM110 14H112V13L110 12ZM133 14H134V13H133ZM133 14H132V15H133ZM8 15H9V13H8ZM11 15H12V14H11ZM14 15H15V14H14ZM14 15H13V16H14ZM16 15H18V14H16ZM99 15H98V16H99ZM104 15H105V14H104ZM108 15H109V14H108ZM108 15H106V16H108ZM112 15H113V14H112ZM112 15H111V16H112ZM120 15H121V14H120ZM122 15H123V14H122ZM152 15H153V13H152ZM152 15H151V16H152ZM154 15H155V14H154ZM20 16H21V15H20ZM30 16H31V15H30ZM36 16H35V17H36ZM62 16H64V17H62ZM102 16H103V15H101V19L104 20V17L102 18ZM109 16H110V15H109ZM109 16H108V18H109ZM111 16H110V17H111ZM113 16H114V15H113ZM141 16H142V15H141ZM4 17H5V15H4ZM6 17H7V16H6ZM18 17H19V16H18ZM27 17H28V20H27V21H28V23H30V22H31L30 20H32L33 18H32V19H29V15H28ZM89 17H90V16H89ZM114 17H115V16H114ZM139 17H140V16H139ZM139 17H138V16H137V18H136V17H135V18L132 17V19H131V18H130V15H129V18L131 19L130 22H131V26H132V27L135 26V25H139V26L141 27L142 22H143L144 20H146V19H140V20H141V21H140V20L138 19ZM147 17H149V16H147ZM11 18H12V17H11ZM16 18H17V17H16ZM24 18H26V17H24ZM30 18H31V17H30ZM116 18H117V17H116ZM120 18H121V17H120ZM129 18H127V19H129ZM142 18H143V17H142ZM144 18H145V17H144ZM6 19L11 20V19H9V18H6ZM6 19L3 18V20H5L4 22H6ZM14 19H15V17H14ZM18 19H19V18H18ZM21 19H23V17H22ZM87 19H88V17H87ZM98 19H99V17H98ZM101 19H99V20H101ZM123 19H124V18H123ZM125 19H126V18H125ZM127 19H126V20H127ZM137 19H138V20H137ZM34 20H35V18H34ZM34 20H33V21H34ZM95 20H96V19H95ZM105 20H106V19H105ZM105 20H104V21H105ZM109 20H110V19H109ZM111 20H112V19H111ZM121 20H122V19H121ZM13 21H14V20H13ZM20 21H21V20H20ZM25 21H26V20H25ZM97 21H98V20H97ZM127 21H128V20H127ZM127 21L123 20L122 23H123V22H127ZM136 21H139L141 24H138ZM15 22H17V20H16ZM21 22H22V21H21ZM118 22H119V21H118ZM133 22H134V23H137V24L133 25V24H134ZM144 22H145V21H144ZM0 23H1V22H0ZM6 23H7V22H6ZM12 23H14V22H12ZM18 23H19V22H18ZM127 23H128V24H127ZM127 23H126V25H129V26H130L129 21H128ZM132 23H133V24H132ZM147 23H149V22H147ZM151 23H153V22L151 21ZM21 24L23 25L24 23H21ZM90 24H91V23H90ZM90 24H89V25H90ZM119 24H120V22H119ZM145 24H146V22H145ZM5 25H6V24H5ZM8 25H9V23H8L6 26H8ZM16 25H17V24H16ZM24 25H27V23L24 24ZM91 25H92V24H91ZM94 25H95V24H94ZM120 25H121V24H120ZM120 25H119V26H120ZM146 25H147V24H146ZM149 25H150V23H149ZM151 25H152V24H151ZM153 25H155V23H153ZM153 25H152V27H153ZM156 25H157V24H156ZM159 25H160V24H159ZM159 25H157V26H159ZM3 26H4V25H3ZM14 26H15V25H14ZM18 26H19V25H18ZM29 26H30V27H29ZM31 26H32V27H31ZM86 26H87V25H86ZM117 26H118V25H117ZM122 26H125V25L123 24ZM129 26H127V27H129ZM161 26H162V25H160V27H161ZM169 26H170V25H169ZM11 27H12V25H11ZM15 27H16V26H15ZM21 27H22V26H21ZM21 27H20V28H21ZM25 27H26V26H25ZM51 27H52V26H51ZM51 27H50V30L53 31V30L51 29ZM91 27H93V26H91ZM132 27H131V28H132ZM170 27H171V26H170ZM173 27H174V26H173ZM173 27H171L170 29L172 30ZM212 27H213V26H212ZM17 28H19V27H17ZM17 28H16V29H17ZM22 28H23V27H22ZM22 28H21V29H22ZM28 28H26V29H28ZM87 28H88V26H87ZM87 28H86V29H87ZM118 28H119V27H118ZM124 28H125V27H124ZM135 28H136V27H135ZM150 28H151V27H149V29H150ZM156 28H157V27H155V29H156ZM165 28H166V27H165ZM177 28H179V27H177ZM213 28H214V27H213ZM1 29H2V28H1ZM6 29H9V28H6ZM11 29H12V28H11ZM11 29L8 30V31H11ZM13 29H14V28H13ZM13 29H12V30H13ZM26 29H25V30H26ZM120 29L123 30V27L120 28ZM129 29H130V27H129ZM129 29H126V28H125L123 31H125V30L127 31V30H128L127 32H129ZM140 29H141V28H140ZM147 29H148V28H147ZM152 29H154V28H152ZM161 29H163V28H160L159 30H161ZM170 29H169V31H170ZM175 29H176V28H174V30H175ZM179 29H181V28H179ZM197 29H198V28H197ZM14 30H15V29H14ZM14 30H13V32H14ZM23 30H24V29H23ZM88 30H90V27H89ZM130 30H131V29H130ZM144 30H145V29H144ZM150 30H151V29H150ZM156 30H157V29H156ZM156 30H155V31H156ZM166 30H167V29H166ZM4 31H5V30H4ZM4 31H3V32H4ZM6 31H7V30H6ZM8 31H7V32H8ZM18 31H19V30H18ZM54 31H53V32H54ZM56 31H57V30H56ZM81 31H83V30H81ZM81 31H80V32H81ZM84 31H85V30H84ZM86 31H87V30H86ZM86 31H85V32H86ZM123 31H122V32H123ZM126 31H125V32H126ZM133 31H134V29H133ZM142 31H143V30H142ZM155 31H154V33H155ZM157 31H158V30H157ZM177 31H178V30H177ZM183 31H184V30L182 29V32H183ZM200 31H201V29H200ZM200 31H199V32H200ZM7 32H6V35L8 36L9 33L7 34ZM26 32H28V31H26ZM49 32H50V31H49ZM85 32H84V33H85ZM90 32H91L92 35H93V33H95V32H93V31H90ZM119 32H120V30H119ZM125 32H123V33H125ZM131 32H132V31H131ZM131 32H130V33H131ZM144 32H145V31H144ZM144 32H143V33H144ZM152 32H153V31H152ZM160 32H161V31H159V34H160ZM165 32H166V31H165ZM171 32H172V31H171ZM171 32H168V33H171ZM175 32H176V31H174L173 33L176 34ZM184 32H185V31H184ZM11 33H12V32H11ZM17 33H18V32H17ZM21 33H22V31H21ZM21 33H19V34H21ZM32 33H31V34H32ZM36 33H37V34H36ZM57 33H58V34H57ZM130 33H129V36H130ZM166 33H167V32H166ZM194 33H196V32H194ZM14 34H16V33H14ZM23 34H24V35H27V34H28V36L31 37L30 32L27 33V34H25V31H23ZM29 34H30V35H29ZM77 34H78V33H77ZM89 34H90V33L88 32V34H86V36L89 35ZM152 34H153V33H152ZM156 34H157V33H156ZM156 34H155V35H156ZM161 34H162V32H161ZM183 34H184V33H183ZM191 34H193V33H191ZM2 35H3V34H2ZM4 35H5V34H4ZM6 35H5L4 37H6ZM9 35H10V34H9ZM17 35H18V34H17ZM24 35H23V36H24ZM48 35H49V34H48ZM80 35L82 36V33H81ZM123 35H124V34H123ZM133 35H134V34H133ZM133 35H131V37H132ZM163 35H165V34H163ZM166 35H167V34H166ZM168 35H169V34H168ZM177 35H178V37H179V34H178V33H177ZM177 35H176V36H177ZM184 35H185V34H184ZM184 35H182L183 38H184ZM186 35H187V34H186ZM193 35H194V34H193ZM23 36L21 35L20 37H21L22 41L24 40L23 42H25V39L22 38ZM53 36H54V38H53ZM83 36H84V37H81V38H80V36H79V38H80L81 40L84 39V41L87 42V43H86V42L82 41V43H80V45L83 46V50H87V49H88V48H87L88 46L91 47V49H93L92 46H94V45H92L93 43H92L91 41H95V40L92 39V37H90V36L85 37L84 34H83ZM93 36H94V35H93ZM124 36H125V35H124ZM182 36H180V37H182ZM9 37H10V36H9ZM9 37H8V38H9ZM12 37H14V36H12ZM12 37H11V38H12ZM17 37H18V36H17ZM24 37H25V36H24ZM46 37H45V38H46ZM89 37H90V39H92V40L88 39ZM96 37H97V35H96ZM96 37H95V38H96ZM120 37H121V36H120ZM125 37H126V36H125ZM160 37H161V36H160ZM163 37H164V38L166 37V39H169V38H167V37H169V36H162L161 38H163ZM172 37H173V34H172ZM190 37H192V36H190ZM190 37H189V38H190ZM15 38H16V37H15ZM15 38H14V40H15ZM27 38H28V37H27ZM32 38H33V37H32ZM74 38H75V37H74ZM74 38H73V40H74ZM77 38H78V37H77ZM79 38H78V39H79ZM127 38H128V36H127ZM155 38H156V37H155ZM155 38H154V39H155ZM175 38H176V37H175ZM29 39H31V38H29ZM122 39H123V37H122ZM130 39H131V38H130ZM132 39H133V38H132ZM178 39H179V38H178ZM190 39H192V38H190ZM190 39H189V40H190ZM9 40H10V39H9ZM14 40H12V42H13ZM19 40H20V39H19ZM97 40H98V39H97ZM97 40H96V41H97ZM119 40H120V39H119ZM124 40H125V38H124ZM138 40H139V39H138ZM149 40H150V39H149ZM151 40H152V38H151ZM157 40H158V39H157ZM157 40H155V41L152 40V42H155V43H156V42H158ZM172 40H173V38H172ZM176 40H177V39H175V41H176ZM181 40H182V38H181ZM185 40H186V38L184 39V41H185ZM3 41H4V39H2V41H1L0 43H3ZM6 41L8 42V40H6ZM10 41H11V40H10ZM16 41H17V43H18V39H17ZM51 41H52V43H51ZM53 41H55V42H53ZM71 41H72V40H71ZM89 41H90V43H91L92 46L89 45V44H90ZM121 41H122V40H121ZM132 41H133V40H132ZM167 41H169V40H167ZM175 41H174V42H175ZM184 41H182V43H183ZM187 41H188V40H187ZM20 42H21V40H20ZM32 42L29 41L30 44H31ZM37 42H36V45H35V46H38V43H37ZM74 42H75V41H74ZM74 42H73V43H74ZM80 42H81V41H80ZM83 42H84L85 45L83 44ZM122 42H124V41H122ZM127 42H128V41H127ZM177 42H178V41H177ZM177 42H176V43H177ZM17 43H14V44H17ZM25 43H26V42H25ZM27 43H28V42H27ZM29 43H28V44H29ZM88 43H89V44H88ZM115 43H116V41H115ZM131 43H132V42H131ZM149 43L151 44V42H149ZM169 43H170V42H169ZM172 43H173V42H172ZM11 44H12V43H11ZM30 44H29V45H30ZM43 44L40 43L41 46H42ZM74 44H76V46H77V39H76V43H74ZM106 44H108V43H106ZM109 44H110V43H109ZM116 44H117V43H116ZM123 44H124V43H123ZM123 44H122V48H123ZM132 44H133V43H132ZM132 44H131V47H132ZM165 44L167 45L168 42H166L165 39H163V42H160V40H159V43H157L156 45L154 44L153 47L149 45L150 48L152 47L151 49L149 48V49H150L149 51H151V52L149 53V54H151V56H150L151 59H150L148 62H144L143 60H140L139 58H134V59H132V60H131L132 63L130 62L131 64H129L130 66L128 65V68L125 69L126 72L128 73L127 75H129V77H130V72H132V71L135 72V71H137V69H140V68H143V69H144V66H145V68H147V69H149V68H148V66H149L150 69H152V70H153L154 68H156V67H157L156 64H158L159 61L161 60V56H160V55H163V56H162V59H164L163 57H165V55H166V56L169 55V53H170V52L167 53V52L165 51V50H166V46H165ZM173 44H174V43H173ZM1 45H2V44H1ZM4 45H5V43H4ZM4 45H3V46H4ZM6 45H7V43H6ZM6 45H5V47H6ZM17 45H18V44H17ZM21 45H22V43H21ZM26 45H27V44H26ZM31 45H32V44H31ZM31 45L28 46V48H30ZM72 45H73V44H72ZM87 45H88V46H87ZM104 45H105V44H104ZM111 45H112V44H111ZM120 45H121V42H120ZM120 45H118V46H120ZM175 45H176V44H175ZM175 45L173 46V48L175 47ZM180 45H182V44L180 43ZM8 46L11 48L10 43H9ZM8 46H7V47H8ZM19 46H20V44H19ZM24 46H25V45H23V47H24ZM33 46H34V45H32V47H33ZM47 46H49L50 48H51V47H54L55 49H58V50H55L54 48H51V49L53 50V52H52V50H51L50 48H48ZM66 46H67V45H66ZM78 46H79V44H78ZM82 46H81V47H82ZM84 46H87V47H84ZM95 46H96V44H95ZM108 46H109V45H108ZM127 46H128V45H127ZM127 46H126V47H127ZM129 46H130V45H129ZM134 46H135V45H134ZM134 46H133V47H134ZM149 46H148V47H149ZM168 46H169V45H168ZM176 46H177V45H176ZM0 47H2V46H0ZM12 47H13V46H12ZM15 47H16V49H17V46H16V45H15ZM23 47H22V48H23ZM71 47H72V46H70V49H71ZM124 47H125V44H124ZM126 47H125V49H127ZM180 47L182 48V46H180ZM2 48H3V47H2ZM19 48H20V47H19ZM19 48H18V49H19ZM24 48H25V47H24ZM24 48H23V49H24ZM26 48H27V47H26ZM35 48H36L35 52H36L38 49H39V50H38L39 52H38V51H37V52H38V53L41 52L40 50H41L42 48H41L40 46H39L38 48H37V47H33V49H35ZM40 48H41V49H40ZM46 48L48 49V51H50V54H48L49 52L47 51ZM65 48H66V47H65ZM68 48H69V47H68ZM72 48L75 49V46L72 47ZM77 48H78V47H77ZM77 48H76V49H77ZM84 48H85V49H84ZM102 48H103V47H101V49H102ZM113 48H114V46H113ZM115 48H116V47H115ZM120 48H121V47H120ZM120 48H118V49H120ZM144 48H146V47H144ZM171 48H172V45H171ZM3 49H4V48H3ZM7 49H8V48H7ZM13 49H15V48L13 47V48L10 49V50H13ZM23 49H22V50H23ZM30 49H32V48H30ZM73 49H72V50H69V49H68V50H69V51H72V53H73ZM80 49H81V48H80ZM98 49H100V48H98ZM105 49H106V48H105ZM116 49H117V48H116ZM118 49H117V50H118ZM169 49H170V48H169ZM174 49H175V48H174ZM179 49H180V48H179ZM5 50H6V49H5ZM19 50H20V49H19ZM25 50H26V52H27V49H25ZM25 50H23L24 53H25ZM28 50H29V49H28ZM54 50H55V51H54ZM64 50H65V49H64ZM102 50H103V49H102ZM102 50H101V51H102ZM147 50H148V48H147ZM0 51H2V49H1ZM14 51H16V50H14ZM23 51H21V52H23ZM33 51H34V50H33ZM69 51H68V52H69ZM77 51H78V49H77ZM79 51H80V50H79ZM109 51H110V50H109ZM120 51H121V49H120ZM128 51H129V50H128ZM171 51H172V49H171ZM178 51H179V50H178ZM7 52H9V50H7ZM7 52H2V53H7ZM12 52H13V51H12ZM17 52H18V51H17ZM21 52L19 51V53H21ZM31 52H32V51H31ZM37 52H36V53H37ZM63 52H64V51H63ZM65 52L67 53V49H66ZM90 52H91V51H90ZM103 52H104V51H103ZM116 52H117V55L120 53L119 51H116ZM116 52H115V53H116ZM118 52H119V53H118ZM122 52H123V51H122ZM147 52H148V51H147ZM165 52H166V53H165ZM13 53L15 54V52H13ZM29 53H30V52H29ZM36 53H34V54H35V55H34L33 52H32V53H31V54H32L31 57L33 56L35 59H37ZM46 53H47V56H46ZM72 53H71V54H72ZM74 53H75V51H74ZM74 53H73V54H74ZM76 53H77V52H76ZM86 53H88V51H87ZM111 53H112V52H111ZM144 53H145V51H144ZM160 53H162V54H160ZM14 54H12V55L10 54V55L13 56ZM16 54H17V53H16ZM21 54H22V53H21ZM21 54L18 55L19 58L16 56L17 59H15L16 57L14 58V56H13V57H12V58H14V61H13V62H15V60H17V62H18L19 60L21 61V58H22V61H23V62H25L24 60H26L27 58L31 59V58H30V54H29V56L27 57L28 54L26 53L27 55L25 54V56H22V57L20 58ZM55 54H56V53H55ZM59 54H60V53H59ZM63 54H65V53H62L61 55H63ZM67 54H68V53H67ZM67 54H66V55H67ZM78 54H79V53H78ZM89 54H90V53H89ZM101 54H103V53H101ZM147 54H148V53H147ZM159 54H160V55H159ZM80 55H81V53H80ZM80 55H79V56H80ZM86 55H87V54H86ZM86 55H85V56H86ZM99 55H100V52H99V54L97 53V56H99ZM117 55H116V56H117ZM120 55H121V53H120ZM143 55H144V54H143ZM158 55H159L160 57H159ZM171 55H174V54H171ZM0 56H1V54H0ZM57 56H58V55H57ZM57 56H56V57H57ZM70 56H71V55H70ZM76 56H77V54H76ZM81 56H82V55H81ZM81 56H80V58H81ZM88 56H89V55H88ZM88 56H86V57L88 58ZM97 56H96V57H97ZM102 56H103V55H102ZM102 56H101V58H102ZM105 56H106V55H105ZM132 56H133V55H132ZM132 56H131V57H132ZM153 56H154V57L157 56V59H156V58H155V59L153 58V61H151ZM4 57H5V54H4ZM4 57H3V58H4ZM7 57L10 59L11 62H10V63L7 62V63H8V68H7V65L5 66V65L2 64V66H3L4 69H5V67L7 68V69H5V71H4V69H3V72L8 71V73H9L10 70L12 71L13 69H15V75H16V71H18V68H20L22 65H23L22 68H23L24 70H25V69H26V70H29V68H28L29 65L26 64V63H28V61H29V64L33 62L32 65H31V66H32V69H34L35 71H37V72H33L34 70L31 69L32 71L30 70L29 72H30L31 74H35V73H36V77H37V78H36V79H37L36 81H38V76L40 77V75H41V78H42V74H40V73H41V72H40V71H41V67H39V66H42L43 63H41V64L39 65V63H40L41 61H40V62L38 61L39 58L41 59V57H39L38 60H35V59H34L35 63H34V61H32V60H31L32 62H31L30 60H27L25 64L28 65V66H26L24 63L22 64V63H21L22 61H21V62L19 61L18 63L22 64L20 67H19V66H16V63H13V62H12L13 59L11 60V57H10V56H7ZM24 57H26V59H24ZM51 57H52V56H51ZM61 57H62V56H61ZM61 57H59V58L61 59ZM64 57H66V56H64ZM72 57H73V56H72ZM72 57H69V58L71 59ZM74 57H75V54H74ZM103 57H104V56H103ZM125 57H127V55H126ZM143 57H144V56H143ZM143 57H142V58H143ZM158 57H159V58H158ZM170 57H171V56H170ZM77 58H78V56H77ZM90 58H91V57H90ZM117 58H118V57H117ZM142 58H141V59H142ZM148 58H149V57H148ZM168 58H169V57H168ZM1 59H2V57H0V60H1ZM18 59H19V60H18ZM32 59H33V58H32ZM43 59H41V60L43 61ZM49 59H50V57H49ZM66 59L68 60V58H66ZM75 59H76V57H75ZM91 59H92V58H91ZM97 59H98V58H97ZM103 59H104V58H103ZM128 59H129V58H128ZM130 59H131V58H130ZM159 59H160V60H159ZM166 59H167V58H166ZM195 59H196V58H195ZM3 60H6V58L3 59ZM7 60H8V59H7ZM7 60H6V61H7ZM56 60H57V59H56ZM67 60H66V61H67ZM83 60H84V59H83ZM87 60H88V59H87ZM93 60H95V57H93ZM93 60H92V61H93ZM101 60H102V59H101ZM101 60L99 59L100 63H102ZM144 60H145V58H144ZM192 60H194V59L192 58ZM6 61H5V62L2 61V62H3L4 64H7ZM8 61H9V60H8ZM37 61L39 62L38 64L36 63ZM57 61H58V60H57ZM66 61H65V58H64V62H66ZM78 61H79V59H78ZM81 61H82V60H81ZM81 61H79V62H81ZM104 61H105V60H104ZM145 61H146V60H145ZM161 61H162V60H161ZM58 62H59V61H58ZM60 62H61V61H60ZM60 62H59V63H60ZM72 62H73V60H72ZM0 63H1V62H0ZM12 63L14 64V66H15L16 68L13 67ZM45 63H44V64H45ZM66 63H67V62H66ZM74 63H75V62H74ZM77 63H78V62H77ZM94 63H96V62L94 61ZM100 63H97V64H99V65L95 64V65L97 66L96 68H98L99 66L101 67V66L103 65V64H100ZM105 63H106V62H105ZM126 63H127V62H126ZM128 63H129V62H128ZM164 63H165V62H164ZM33 64L35 65L34 68H33ZM44 64H43V66H44ZM62 64H63V61H62ZM67 64H68V63H67ZM69 64H71V63H69ZM75 64H76V63H75ZM78 64H79V63H78ZM87 64H88V63H87ZM114 64H115V63H114ZM159 64H160V63H159ZM166 64H168V63L166 62ZM166 64H165V65H166ZM191 64H192V63H191ZM9 65H10V66H9ZM17 65H18V64H17ZM24 65H25V67H27V68H25ZM36 65H37V66H36ZM63 65H64V64H63ZM82 65H83V63H82ZM84 65H85V64H84ZM91 65H92V64H91ZM93 65H94V64H93ZM186 65H187V64H186ZM188 65H190V64L188 63ZM0 66H1V65H0ZM2 66H1V68H2ZM79 66L82 68L81 64H79L78 66H77V65H74V64H72V66H69L71 72L73 71V70H71L72 68L74 69L75 67H77V71H76V69H74V71L72 72L73 75H74L73 77L76 76L75 73H74L75 71L77 72V74H79L78 77L80 76V72H82V69L79 68ZM88 66H89V65H88ZM88 66H87V68H88ZM105 66H106V65H105ZM111 66H112V65H111ZM115 66H116V65H115ZM146 66H147V67H146ZM169 66H170V65H169ZM169 66H168V67H169ZM191 66H192V65H191ZM200 66H202V65H200ZM9 67H10V68L12 67V69L9 70ZM17 67H18V68H17ZM65 67H66V66H64V68H65ZM89 67H90V66H89ZM93 67H94V66H93ZM103 67H104V66H103ZM103 67L100 68V71H101V72H102V71L104 72V73L102 72V74L100 73L99 68H98V69L94 68V69H90V70L88 69L89 72H90L91 70H94V71H92L93 74L90 72V73H91V76H90V74H89L88 72H87V74H85L84 72H86L87 70H85V69L83 68L85 71L82 72L83 75H81V77H79V78H81V80L83 81L82 83H84L85 86L82 87V83H81V84L79 83L80 80H78V79H75V80H76V81H79L78 83H79L80 86L82 87L81 89H83V88H85V89H83V90L81 91L80 87H78V86H79L78 83H77V84H76V83L73 84V85H77L76 89L78 88V90H79L78 95H81V94L83 95V93H81V92L84 91V92L86 93V90H89V91H87V92H90V94L93 93V92H91V91H93V90L95 91V89H96V91H98L97 89H99V86H100L101 84H98L99 82H97V79H98V81H99L102 77H103V79H104V76H105V75H104V76H101V75H103V74H105V73H108V72H105V71H104V68H103ZM106 67H107V66H106ZM106 67H105V68H106ZM113 67H114V65H113ZM158 67H159V66H158ZM158 67H157V68H158ZM196 67H197V65H196ZM196 67H195V68H196ZM203 67H204V65H203ZM1 68H0V69H1ZM30 68H31V67H30ZM62 68H63V66H62ZM62 68H61V69H62ZM64 68H63V69H64ZM90 68H91V67H90ZM102 68H103V70H101ZM116 68H117V67H116ZM157 68H156V69H157ZM160 68H161V67H160ZM198 68H199V65H198ZM200 68H201V67H200ZM23 69H22V70H23ZM61 69H60V70H61ZM95 69L97 70V72L95 71ZM156 69H154V70H156ZM187 69L190 70V68H188V67H187ZM193 69H194V68H193ZM22 70L20 69V71H22ZM24 70H23L22 72H24ZM64 70H67V68H65ZM68 70H69V69H68ZM68 70H67V72H69ZM79 70H81V71H79ZM105 70H106V69H105ZM140 70H142V69H140ZM158 70H159V69H158ZM181 70H183V69H181ZM184 70H185V68H184ZM188 70H187V71H188ZM1 71H2V70H1ZM13 71H14V70H13ZM13 71H12V72H13ZM20 71H18L17 74L22 73V72H20ZM42 71H43V70H42ZM62 71H63V70H62ZM106 71H108V70H106ZM142 71L144 72V70H142ZM146 71H147V70H146ZM148 71H150V70H148ZM191 71H192V70H191ZM193 71H195V70H193ZM12 72H10V74H11V75H14V72H13V73H12ZM58 72H59V71H58ZM60 72H61V71H60ZM71 72H69V73L72 74ZM122 72H123V71H122ZM134 72H132V73L135 74ZM138 72H139V71H138ZM166 72H167V71H166ZM166 72H165V74H164V72L162 73V74H164V75H163L164 77L161 76V75H160L161 73L159 72V73H160L159 75H160L161 78L159 77L158 74H155V75H157V76H155V75H154V76L157 77V78H155V80L153 81V83H151V86L158 85L156 88L159 87V84H160V86H161V83H160V82L163 81V80L165 79V77H166L165 75H168V76H169V74H168V73L166 74ZM180 72H183V71H180ZM25 73H26L27 76H26L25 74H23V73H22L23 75H22V74H21V75L19 74V75L22 76V77L26 76L25 79L28 78L29 75H30V78H32L30 73H28V72H25ZM69 73H67V75H68ZM99 73L101 74V75H100V79H99V77H98V78L96 77V76H99ZM124 73H125V72H124ZM124 73H122V74H124ZM132 73H131V74H132ZM147 73H148V72H147ZM151 73H153V72H151ZM185 73H186V72H185ZM185 73H184V74H185ZM3 74H4L5 77H6V74H5V73H3ZM3 74H2V75H3ZM62 74H63V73H62ZM65 74H66V72H65ZM84 74H85L86 76H87V75L90 76L91 78H93L92 76H95V77L97 78V79L94 78V79H96V81H95L94 79H92L93 82H92V84L90 83L91 85H93L94 81L97 83V87H95V86H96L95 83H94V85L92 86L93 88L95 87V89H93V90L90 91V89H91L90 86H91V85L88 86L89 83H86V84H87V87H86V84H85L84 81L86 80V81L90 82L91 80L89 81L88 78H90V77H88V76H87L88 78H86V77L84 78ZM94 74H95V75H94ZM120 74H121V73H120ZM120 74H119V75H120ZM125 74H126V73H125ZM143 74H146V73H143ZM179 74H180V73H179ZM181 74H183V73H181ZM181 74H180V75H181ZM187 74H189V73H186V76H184V77L182 76V78H181V76L179 77V75H176L175 72H174V75H175L176 77H179V78H180V79H179V78H176L177 80L179 79L178 81H180V83H181V79H184L185 77H186V79H188L187 77H188V76L191 77L190 75H191L192 73H191L190 75H187ZM193 74H194V72H193ZM15 75H14L12 78H14V79H16V80L20 78L18 75H17V76H18L19 78H17ZM53 75H54V74H53ZM146 75L148 76V74H146ZM170 75H171L172 79L174 78V80H175V76H174V75L172 76L171 72H170ZM33 76H34V75H33ZM60 76H61V75H60ZM62 76H64L65 78H67L65 75H62ZM125 76H126V75H125ZM131 76H132V75H131ZM2 77H3V76H2ZM15 77H16V78H15ZM56 77H57V76H56ZM105 77H106V76H105ZM129 77L127 76V78H129ZM152 77H153V75H152ZM158 77H159V78H158ZM162 77H163L164 79H163ZM8 78L10 79V77H8ZM30 78H29V79H30ZM41 78H40V80L42 81ZM68 78H69V77H68ZM70 78H71V77H70ZM82 78H83V79H82ZM91 78H90V79H91ZM106 78H109V76L106 77ZM110 78H111V77H110ZM110 78H109V80H110ZM118 78L121 79V75L118 76ZM118 78H117V79H118ZM124 78L126 79V77L123 76V82H126V81L124 80ZM147 78H148V77H147ZM166 78H167V77H166ZM195 78H196V76H195ZM211 78H212V77H211ZM2 79H4V81H5V78H2ZM14 79H13V80H14ZM20 79H22V78H20ZM20 79H19V81L17 80L18 82L14 80L15 82H17V85H18L19 82H20V83H21V82L24 83V81H25L24 79H23L24 81H23V80L20 81ZM29 79H27L25 82H27ZM51 79H52V78H51ZM54 79H56V78H54ZM115 79H116V78H115ZM120 79H118V80L120 81ZM186 79H184L183 81H184L185 83H186V81H187V83H186V85L188 86L187 88H186V86H185V83H184V84L181 83V85H180V83H179L178 81L175 80L174 82H178V84L176 85V88H177V89L179 88L178 85H180V88H181V86L183 85L182 88L180 89V90H182V91H181V92L173 91V87H172V88L169 87L170 90L172 89L170 92H174V94H172V96H171V93H170V95H169L168 97H166L165 99L167 100V99L171 96V97H170V100L168 99V100L166 101V100L164 99L166 102H165L164 100H162V101H164L163 104H161L160 106L158 105V106L156 107V108H157L156 110L153 108V109L155 110V111H154L155 113H154L153 116H152V114H151L152 117H150V119H147L146 116H144V117H145V120H144V121H146V119H147V122H150V121L155 122V127H154L155 129H153V127H152V131L154 130V131H156V132H154V131L152 132V131H151V132L149 133V130H148V133H147L146 136L144 137V138H146V137L149 136V137L151 138V139H150L151 141H150V140H149V141L155 143V144H153V146L156 145V143H158V142L161 143V141H162V143H163V140H164V143H167V141H165V140H172V145H173L174 141H177V140H178V142H179L180 139L183 140V142H184V139H185L186 137H187V139H188V138H193V139H195V140L198 139V138L200 137V138H199V141L201 142V140H202L201 137H203V136H201V135L199 134V137H198V134L196 135V132H194V131H195V128H196L197 126L193 127V129L190 127V126H193L194 124H193V125H190V124H189V128H191V129L187 128L186 130L183 129V131H180L181 129H180V130H173V131H171V130H170V131H166L167 129H165V131H164V129H163L162 127H163V126H167V124H168V126H169V124H170V125H171V124H174V123L177 124L176 122H178V123L180 122L181 124H182V123H186V124H187V123H189V122L192 123V122H193L195 119H197L198 117H206V118L208 117V118H213L212 115L214 116V114H216V112H215L214 110H212V111H208V109H210V110H211V109H220L222 106H224V105L221 104V107H220V108H217V106L219 107V104H220L219 101H218V97H217V96H218V95H217L218 92H220V91H219L220 88L218 89L217 87H220V86H217V85L215 84L216 81H215V83L212 82V83H214V84H213V86L210 87V89H209V87L206 88V86H205V81H204V83L201 82V83H203V85L205 86V87L203 86V87L205 88V90H203L204 88H203V89H202V88L199 89V86L201 87V85H198V82H199V81L197 82V80H196V81H195V82H197V84H196V83L194 82V79H192V81H191V79H188V80H186ZM215 79H216V78H215ZM217 79H219V78H217ZM0 80H1V77H0ZM11 80H12V79H11ZM11 80H9V81H10V83H12L11 85L13 86L15 83H13V82H12L13 80H12V81H11ZM68 80H69V79H68ZM71 80H72V79H71ZM73 80H74V78H73ZM109 80H108V81H109ZM136 80H137V79H136ZM146 80L148 81V80H150V79L148 78V79H146ZM169 80H170V79H169ZM202 80H203V79H202ZM202 80H201V81H202ZM205 80H206V79H205ZM208 80H210V79H208ZM211 80H212V79H211ZM213 80H214V79H213ZM219 80H220V79H219ZM219 80H218V81H219ZM230 80H231V79H230ZM232 80H233V79H232ZM66 81H67V79H66ZM69 81H70V80H69ZM100 81H101V80H100ZM108 81H106V82H108ZM111 81L114 82V81H113V78H112ZM111 81H110V82H111ZM116 81H117V80H116ZM121 81H122V80H121ZM150 81H151V80H150ZM165 81H166V79H165ZM171 81H172V80H171ZM188 81L191 82V84L188 83ZM228 81H229V80H228ZM74 82H75V81H73V83H74ZM101 82H102V81H101ZM104 82H105V81H104ZM104 82H103V83H104ZM106 82H105V83H106ZM110 82H109V83H110ZM129 82H130V80H129ZM138 82H139V81H138ZM151 82H152V81H151ZM233 82H234V81H230V83H232V84H233ZM1 83H2V82H1ZM20 83H19V84H20ZM22 83H21V84H22ZM51 83H52V82H51ZM68 83H69V82L67 81L66 84L68 85ZM105 83H104L103 87L106 86V84H108V87H109V85H110V86H112V85L114 86V85H115V84H113V83H112V84H111V83H110V84H109V83H106V84H105ZM114 83H116V82H114ZM132 83H135V82H132ZM141 83H142V82H141ZM141 83H139V84L141 85ZM144 83H146V81H145ZM148 83H149V82H148ZM148 83H146V84H148ZM167 83H168V82H167ZM172 83H173V82H172ZM201 83H200V84H201ZM206 83L208 84V82H206ZM226 83L229 84V82H227V80H226ZM2 84H3V83H2ZM5 84L7 85V83H5ZM37 84H38V86H39V85L41 84V82H38V83H36V82L34 83V82H33V83L31 84V86H32V85H33V86H35V85L37 86ZM52 84H53V83H52ZM70 84H71V83H70ZM117 84L120 85V86H118V88L122 86L120 83H117ZM124 84H125V83H123V87L125 86ZM149 84H150V83H149ZM168 84H169V83H168ZM168 84H167V86H168ZM227 84H226V85H227ZM8 85H9V83H8ZM11 85H10V86H11ZM22 85H24V84H22ZM41 85H42V84H41ZM41 85L39 86L40 88L42 87ZM98 85H99V86H98ZM127 85H128V83H127ZM142 85H143V86H146V85H144V84H142ZM170 85L172 86V84H170ZM170 85H169V86H170ZM193 85H195V87H194ZM211 85H212V84H211ZM219 85H220V84H219ZM0 86H1V84H0ZM10 86H9V87H10ZM38 86H37V87H38ZM68 86H71V85H68ZM128 86H129V85H128ZM143 86H142V87H143ZM148 86H149V85H148ZM177 86H178V87H177ZM184 86H185V87H184ZM196 86H197V87H196ZM209 86H210V85H209ZM14 87H15V85H14ZM16 87H17V89H18L19 86H16ZM21 87H24V86H21ZM37 87H36V88H37ZM39 87H38V88H39ZM74 87H75V86H74ZM88 87H89V88H88ZM100 87L102 88V85H101ZM116 87H117V85H116ZM142 87L139 88V89H140V92H141V93L144 92V93L146 94V93H147V90H146V92H145L144 90L142 91V90H141ZM164 87H165V86H164ZM164 87H163V88H164ZM183 87L185 88V90H183ZM229 87H230V86H229ZM231 87H232V86H231ZM231 87H230V88H231ZM4 88H5V87H4ZM34 88H35V87H34ZM34 88L32 87L33 90H34ZM36 88H35V89H36ZM65 88H66V86H65ZM67 88H68V87H67ZM70 88H71V87H70ZM72 88H73V87H72ZM112 88H113V87H112ZM112 88H111V89H112ZM118 88H117L118 93H115V92L117 91V90L115 91V88L112 89V91H113V90H114V91H113V93H111V91H110L111 89L108 88V89H109V91H108V89H105V87H104V89L102 88L103 90L101 89L102 91L99 90L97 93H93V95H91V96H92L91 99H93V103L90 101V103H88V104H90L89 106H88V104H86V105L88 106V108H90V109H89V110H90L89 114H86V115H88V117H87L86 119H83V118H85V117L82 118V116H81L82 114H81V115L79 114V115H80V118L83 119V121L80 120V118H79V120L82 121V122H84V124H85V125L83 124L84 127H83V125H81V126H82V127H81L80 124L76 125L78 122H80V121L78 120L79 115H78V117H77V115H75V112L77 113V111H78L77 109H76L77 111L74 110V111H75V112H74V115H75V118L77 119V121H76V119L70 117L71 119H74V120H75V122H74V120L72 121V122H74L73 124L71 123L72 126L74 127V124H75V123H76V124H75V128L78 127V126H80L79 128H86V129H87V128L89 127L88 129H90L91 126H93V127L95 126V127H98V130L101 131V127H102V129H103V127L108 128L109 125L113 124L114 126H117V125H118V127H114V126H112V129H111V130H114L113 128H115V131H116V128H119V126L121 127V129H119V130H122V129H123L122 131H124V129L127 130L128 127L125 128V127L127 126V124H128L127 121H129L130 118L132 119V121H133V119L135 120V118H136V117L133 118L134 116H133L132 114H131L132 117H129V118H127L128 115H125V114H127L126 112H127L128 110L131 111L130 113H132V111H134V110L131 109V108H133L132 106H135V105H133L134 103H132V102H133V99H132V97H133V95H132V94H133V91L131 90V91H132V94H131V93H130L131 91L129 92V90H128V93H126V95H127V96H128V94H130V95L127 97L126 95H124V94H125L124 92H125L127 89L124 90L123 94H122V93L119 94V89H118ZM126 88H127V86H126ZM150 88H151V87H150ZM150 88H149V89H150ZM161 88H162V86H161ZM161 88L159 87L160 90H161ZM166 88L168 89V87H166ZM194 88H195V90H194ZM222 88H224V90H225V86H224V87L221 86V89H222ZM1 89H2V88H1ZM8 89H9V88H8ZM15 89H16V88H15ZM51 89H52V88H51ZM121 89H122V88H121ZM123 89H124V88H123ZM123 89H122V90H123ZM139 89L137 90V92H139ZM144 89H146V87H145ZM149 89H148V92L150 93L152 89H151L150 91H149ZM192 89H193V90H192ZM206 89H207V90H206ZM233 89H234V88H233ZM5 90L7 91V87L4 89V91H5ZM10 90H11V89H10ZM12 90H14V89H12ZM38 90H39V89H37V93L39 92ZM40 90H41V89H40ZM52 90H53V89H52ZM71 90H73V89H71ZM71 90H70V91H71ZM78 90H76V91H78ZM156 90H157V92H158V89H156ZM165 90H166V89H165ZM168 90H169V89H168ZM222 90H223V89H222ZM228 90H229V89H228ZM1 91H2V90H1ZM28 91H29V90H28ZM31 91H32V90L30 89V92H31ZM55 91H56V90H55ZM63 91H64V89H63ZM63 91L61 90L62 93H63ZM74 91H75V89H74ZM96 91H95V92H96ZM135 91H136V90H135ZM162 91H164V90H162ZM226 91H227V90H226ZM33 92H34V91H33ZM49 92H50V91H49ZM53 92H54V91H53ZM53 92H52V94H54ZM57 92H58V91H57ZM57 92H56V93H57ZM61 92H58V94L61 93ZM120 92H121V91H120ZM168 92H169V91H168ZM175 92H176V93H175ZM222 92H223V91H222ZM231 92H232V91H231ZM4 93H5V92H4ZM8 93H9V92H8ZM27 93H28V92H27ZM62 93H61L59 96H61ZM69 93H70V92H69ZM71 93H72V91H71ZM76 93H77V92H76ZM79 93H81V94H79ZM141 93H137V94L141 96V95H142ZM149 93H148V95H149ZM155 93H156V92H155ZM159 93H161V92H159ZM162 93H164V92H162ZM165 93H166V91H165ZM9 94H11V93H9ZM35 94H36V93H34V95H35ZM40 94H41V93H40ZM40 94L38 93V94H36L35 96H38V95H39L38 97H40ZM49 94H50V95H49ZM66 94H68V93H66ZM86 94H87V95H86L87 98L90 97V96H88V95H89L88 93H86ZM221 94H222V93H221ZM225 94H226V93H225ZM3 95H4V94H3ZM5 95H7V94L5 93ZM5 95H4V96H5ZM34 95H32V96H33L32 99H31V98H28V97H27V98H28L30 101H31V100L33 101V99H34V101H36L37 99L35 100ZM78 95H77V96H78ZM131 95H132V97H130ZM138 95L135 94V95H134L135 98L138 97ZM143 95H144V94H143ZM143 95H142V96H143ZM163 95H164V94H163ZM222 95H224V94H222ZM4 96H2V94H1V97H4ZM9 96H10V95H9ZM26 96H27V95H26ZM26 96H25V97H26ZM44 96H45V95H44ZM46 96H47V95H46ZM49 96H51V92L48 93V97H49ZM63 96H66V95L63 94ZM63 96H62V97H63ZM67 96H68V95H67ZM71 96H72V95H71ZM71 96H70V99H71ZM140 96H139V97H140ZM142 96H141V97H142ZM160 96H161V94H160ZM164 96H165V95H164ZM7 97H8V96H7ZM30 97H31V96H30ZM38 97H37V98H38ZM42 97H43V96H42ZM48 97L46 98V100H48ZM56 97H57V96H56ZM56 97H55V98H56ZM68 97H69V96H68ZM68 97H67V98H68ZM74 97H75V95H74ZM83 97H84V95H83ZM129 97H130V98H129ZM149 97H150V96H149ZM151 97H153V96H151ZM155 97H156V96H155ZM157 97H158V96H157ZM8 98H10V97H8ZM27 98H26V101H24V102H27L28 105L25 103L26 106H25V107H22V108H24V109H26V110H29V109H27V107L29 108V105L31 106V104H32V106H34V108H35V105H33L34 101H33L32 103L30 102V104H29V103H28L29 100H28ZM51 98H53V97H51ZM87 98H86V99H87ZM219 98H220V96H219ZM223 98H224V97H223ZM1 99H3V102H4V99H5V98H1ZM1 99H0V100H1ZM6 99H7V98H6ZM6 99H5V101H6ZM24 99H25V98H24ZM72 99H74V98H72ZM81 99L83 100V98H81ZM136 99H137V98H136ZM136 99H135V101H136ZM140 99L142 100V98H140ZM140 99H139V100H140ZM221 99H222V98H221ZM7 100L9 101V99H7ZM22 100H23V99H22ZM76 100H77V99H76ZM89 100H90V99H89ZM219 100H220V99H219ZM231 100L233 101V99H231ZM231 100H229V101L231 102ZM1 101H2V100H1ZM43 101H44V100H43ZM43 101H42V102H43ZM79 101H80V100H79ZM84 101H86V100H84ZM160 101H161V100H160ZM220 101H221V100H220ZM224 101H226V99H225ZM227 101H228V99H227ZM235 101H236V100H235ZM235 101H234V102H235ZM22 102H23V101H22ZM22 102H21V103H22ZM24 102H23V104H24ZM76 102H78V100H77ZM76 102H75V103H76ZM81 102H83V101H81ZM81 102H80V103H81ZM230 102H229V103H230ZM234 102H233V103H234ZM237 102H238V101H237ZM7 103H8V102H7ZM21 103H20L19 105H21ZM80 103H79V106H80ZM84 103H85V102H84ZM223 103H225V102H223ZM241 103H242V102H241ZM4 104H6V103H4ZM23 104H22V105H23ZM25 104H24V105H25ZM36 104H37V101H36ZM136 104H137V103H136ZM155 104H156V103H155ZM155 104H154V106H155ZM225 104H228V103H225ZM231 104H232V103H231ZM19 105H18V106H19ZM24 105H23V106H24ZM39 105H40V104H39ZM39 105H38V106H39ZM84 105H85V104H84ZM137 105H138V104H137ZM236 105H237V104H236ZM239 105H240V104H238V106H239ZM243 105H244V104H243ZM243 105H242V106H243ZM247 105H248V104H246L245 106H247ZM251 105H252V104H251ZM251 105H250V106H251ZM254 105H256V104H254ZM260 105H262V104H260ZM2 106H3V103H2ZM32 106L30 107V110H31V111H33V109H34ZM79 106H78V109H80ZM226 106H227V105H226ZM228 106H229V104H228ZM248 106H249V105H248ZM258 106H259V104H258L257 106H255V107L257 108ZM263 106H264V104H263ZM36 107H37V105H36ZM137 107H139V106H137ZM224 107H225V106H224ZM229 107H230V106H229ZM260 107H261V106H260ZM8 108H9V106H8ZM17 108H18V107H17ZM19 108L21 109V107H19ZM32 108H33V109H32ZM76 108H77V107H76ZM83 108H84V110L81 109L79 112H82V111L84 112L86 109H88L86 106H84ZM85 108H86V109H85ZM134 108H135V107H134ZM134 108H133V109H134ZM222 108H223V107H222ZM249 108H250V107H249ZM249 108H246V111H247V109H249ZM20 109H17V110L19 111ZM24 109H23L22 111H25ZM74 109H75V108H74ZM240 109H241V108H240ZM242 109H244V107H243ZM251 109L253 110L254 108L252 107ZM258 109H259V107H258ZM262 109H263V107H262ZM30 110H29V111H30ZM89 110H87L86 112H88ZM151 110H152V108H151ZM256 110H257V109H256ZM259 110H260V109H259ZM10 111H11V110H10ZM15 111H16V110H15ZM29 111H28V112H29ZM34 111H35V110H34ZM218 111H219V110H218ZM220 111H221V109H220ZM220 111H219V112H220ZM263 111H264V110H263ZM5 112H8V111H5ZM26 112H27V111H26ZM79 112H78V113H79ZM83 112H82V113H83ZM250 112H251V110H250ZM254 112H255V109H254ZM19 113H21V114L23 115V113L21 112V110H20ZM19 113H18V114H19ZM24 113H25V112H24ZM72 113H73V112H72ZM18 114H16V115H18ZM146 114H147V113H146ZM219 114H220V113H219ZM5 115H6V113H5ZM8 115H9V117H10L11 114L8 113ZM72 115H73V114H72ZM72 115H71V116H72ZM86 115H85V116H86ZM124 115L126 116V118L124 117ZM210 115H211V117H209ZM24 116H26V115H24ZM24 116H23V117H24ZM83 116H84V115H83ZM136 116H137V115H136ZM138 116H139V115H138ZM141 116H142V115H141ZM149 116H150V115H149ZM216 116H218V115H216ZM3 117H4V115H3ZM7 117H8V116H7ZM11 117H12V116H11ZM13 117H16V118H17V116H13ZM26 117H27V116H26ZM1 118H2V117H1ZM19 118H22V116H20ZM66 118H69V115L66 116ZM70 118H69V119H70ZM112 118H113V119H112ZM119 118H120V119H119ZM206 118H205V119H206ZM216 118L218 119V117H216ZM64 119H65V118H64ZM69 119H66L67 122L69 121ZM126 119H127V120H126ZM131 119H130V120H131ZM137 119H139V118H137ZM137 119H136V120H137ZM198 119H199V118H198ZM198 119H197V120H198ZM205 119H203V120H205ZM66 120H65V121H66ZM142 120H143V119H142ZM207 120H208V119H207ZM207 120H206V121H207ZM3 121H4V120H2V122H3ZM5 121H6V120H5ZM10 121L13 122L12 120H10ZM10 121L8 120L7 123H10V124H11ZM139 121H140V120H139ZM139 121H136V123L139 124V123H138ZM199 121H200V120H199ZM199 121H197V122H199ZM201 121H202V120H201ZM212 121H213V120H212ZM63 122H64V120H63ZM147 122H146V123H147ZM203 122H204V121H203ZM208 122L210 123V121H208ZM4 123H6V122H4ZM136 123H135V124H136ZM140 123L142 124L143 122L141 121ZM200 123L202 124V122H200ZM67 124H69V123H67ZM71 124H69L68 126H70ZM120 124H122L123 126H121ZM129 124H130V126L132 125L131 123H129ZM137 124H136V125H137ZM141 124H139V125H141ZM175 124H174V125H175ZM196 124H197V123H196ZM204 124H205V123H204ZM212 124H213V122H212ZM1 125H2V124H1ZM11 125H12V127H13V124H11ZM14 125H15V124H14ZM22 125H23V123H22ZM24 125H25V128H29V125H28V124H27L28 127H26V124H24ZM60 125H61V124H60ZM124 125H126V126L124 127ZM133 125H134V123H133ZM133 125H132L131 127H133ZM136 125H134V126L136 127V130L133 129V133H134L135 135H134L133 133H131V134H133L134 136H138V135H140V134H139V133H140V132H139V129H140V128H139L138 126H136ZM148 125H149V123H148ZM148 125L146 124V126H148ZM174 125H173V126H174ZM177 125H179V124H177ZM177 125H176V128L179 127V126H177ZM198 125H199V124H198ZM209 125H210V124H209ZM209 125H208V123H207L205 126H206V127H207V126L209 127ZM2 126H3V125H2ZM6 126H7V125L5 124V128H6ZM9 126H10V125H9ZM30 126H31V129H32L33 126H32V125H30ZM63 126H64V125H63ZM68 126H67V127H68ZM86 126H87V127H86ZM99 126H100V129H99ZM143 126H145V125H143ZM143 126H142V127L140 126V127L143 129V131H141V133H142V132H147V131H145V129L143 128ZM146 126H145V127H146ZM149 126H150V125H149ZM149 126H148L147 128H149ZM173 126H172V127H173ZM210 126H212V125H210ZM213 126H215V123L213 124ZM93 127H91V128H93ZM95 127H94V128H95ZM122 127H124V128H122ZM137 127H138V128H137ZM170 127H171V126H170ZM170 127H168V128L171 129L172 127H171V128H170ZM185 127H187V126H185ZM198 127H199V126H198ZM200 127H201V125H200ZM200 127H199V132H201V129H202V128L200 129ZM0 128H1V127H0ZM5 128H4V129H5ZM8 128H9V127L7 126V129H8ZM19 128H20V127H19ZM22 128H23V127H21L20 129H22ZM68 128H69V127H68ZM94 128H93V130L96 129V128H95V129H94ZM181 128H182V127H181ZM213 128H214V127H213ZM2 129H3V128H2ZM4 129H3V131H4ZM11 129H13V128H11ZM16 129H18V128H16ZM31 129H29V130H31ZM65 129H67V128H65ZM70 129H71V126H70ZM77 129H78V128H77ZM88 129H87V132H86V134H87V133H88V134H87L86 136H84V137H89V138H90L91 136H89V135H90V131H91V130H88ZM104 129H105V128H104ZM104 129H103V130H104ZM128 129L131 131V128H130V127H129ZM137 129H138V130H137ZM149 129H150V128H149ZM162 129H163V130H162ZM173 129H174V128H173ZM196 129H197V128H196ZM207 129H208V128H207ZM71 130H74V129H71ZM84 130H85V129H84ZM93 130L91 131V133L93 132ZM96 130H97V129H96ZM98 130H97V133H98ZM105 130H106V129H105ZM108 130H110V129L108 128ZM108 130H106V131H108ZM146 130H147V129H146ZM211 130H212V128H211ZM213 130H214V129H213ZM5 131H6V130H5ZM7 131H8V130H7ZM11 131H12V130H11ZM25 131H26V129H25ZM27 131H28V129H27ZM77 131L79 132L80 130H77ZM77 131H76V132H77ZM88 131H89V132H88ZM106 131H105V133H103V134H102V131H101V132H99L98 135L95 133V134H96V135H95L96 137L93 135L94 132H96V131H94L93 134H92V136H94V139H96L95 141H99L100 143H102L101 141H103V143H104V140L106 141L105 138H108V139H110V140H111V139L113 140L114 138L116 139V137L113 138V136H115L116 134H120L121 137H123V136H125V135H126V136H127V135H128V136H132L131 134H130V135L127 134V131H125V132H121V133H119L120 131H118V133H116V134L114 133V135L112 134L113 136L111 137V136H110V135H111V132L108 131V132H109V134H108V132H106ZM134 131H137L138 135H137V133L134 132ZM196 131H197V130H196ZM0 132H1V131H0ZM9 132H10V130H9ZM9 132H7V135H8ZM17 132H18V131H17ZM76 132H74V133H76ZM84 132H85V131H84ZM103 132H104V131H103ZM113 132H114V131H112V133H113ZM208 132H209V135H210V136L208 135V137H209L208 139H211L210 137H211V134H212V133L210 134V130H209ZM215 132H216V131H215ZM215 132H214V134H213L214 136L216 135ZM12 133H13V131H12ZM129 133H130V132H129ZM0 134H1V133H0ZM106 134H108V135H106ZM122 134H123V135H122ZM206 134H207V133H206ZM2 135H3V134H2ZM7 135H6V136H7ZM19 135H20V134H19ZM83 135H84V134H83ZM143 135H144V134H142V136H143ZM202 135H203V134H202ZM204 135H205V134H204ZM4 136H5V135H4ZM4 136H3V137H4ZM21 136H22V135H21ZM117 136H118V135H117ZM134 136L131 137V138H134ZM140 136H141V135H140ZM195 136H196V137H195ZM0 137H1V136H0ZM7 137H8V136H7ZM7 137H5L4 140H6ZM9 137H10V136H9ZM110 137H111V138H110ZM118 137H119V136H118ZM121 137L119 138L120 140H121ZM138 137H139V136H138ZM197 137H198V138H197ZM204 137H206V140H207V136H204ZM204 137H203V140L205 139ZM212 137H213V136H212ZM10 138H11V137H10ZM129 138H130V137H129ZM129 138H128V139H129ZM131 138H130V140H131ZM1 139H3V138H1ZM1 139H0V140H1ZM97 139H99V140H97ZM100 139H101V140H100ZM122 139H127V138H122ZM128 139H127V140H128ZM135 139H136V138H135ZM137 139H138V138H137ZM200 139H201V140H200ZM88 140H89V139L87 138V142H88ZM140 140H141V139H140ZM144 140H145V139H144ZM181 140H180V141H181ZM203 140H202V142H203ZM212 140H213V139H212ZM214 140H215V139H214ZM232 140H233V139H232ZM7 141H8V139H7ZM85 141H86V139H85ZM90 141H94V140H92V138H90ZM115 141H117V140H115ZM115 141L113 140V142H115ZM118 141H119V140H118ZM125 141H126V140H125ZM125 141H123V142H125ZM128 141H129V140H128ZM132 141H133V140H132ZM145 141H146V140H145ZM197 141H198V140H197ZM208 141H210V140H208ZM208 141H207V142H208ZM217 141H218V140H217ZM234 141H235V140H234ZM108 142H109V140H108ZM113 142H112V143H113ZM120 142H121V141H120ZM136 142H137V141H136ZM140 142H141V141H140ZM150 142H149V143H150ZM169 142H171V141H169ZM181 142H182V141H181ZM185 142H186V141H185ZM185 142H184V144H185ZM191 142H192V141H191ZM195 142H196V141H195ZM212 142H213V144L215 143V141H212ZM1 143H3V142H1ZM4 143H5V141H4ZM105 143H107V142H105ZM109 143H110V142H109ZM109 143H108V144H109ZM112 143H110V144H112ZM116 143H117V142H116ZM118 143H119V142H118ZM125 143H127V142H125ZM125 143H124V144H125ZM137 143H138V142H137ZM141 143H143V142H141ZM146 143L148 144L147 141H146ZM164 143H163V144H164ZM176 143H177V142H176ZM176 143H175V144H176ZM192 143H193V142H192ZM204 143H205V140H204ZM121 144H122V143H121ZM127 144H128V143H127ZM130 144H133V143L130 142ZM144 144H145V142H144ZM144 144H143V145H144ZM151 144H152V143H151ZM151 144H150V145H151ZM163 144H160V145H163ZM167 144H168V143H167ZM169 144H170V143H169ZM187 144H188V143H187ZM205 144H206V143H205ZM207 144H208V143H207ZM216 144H217V142H216ZM115 145H116V144H115ZM133 145H134V144H133ZM145 145H146V144H145ZM157 145H158V144H157ZM182 145H183V144H182ZM193 145H194V143H193ZM196 145H198V144H196ZM199 145H200V144H199ZM113 146H114V145H113ZM119 146H122V145H120V143H119ZM125 146H128V145H125ZM130 146L132 147V145H130ZM141 146H142V145H141ZM163 146L166 148V145H163ZM179 146H181V144H180ZM185 146H186V145H185ZM189 146H190V144H189ZM201 146H202V145H201ZM201 146H200V147H201ZM206 146H207V145H206ZM215 146H216V145H215ZM215 146H214V148H215ZM117 147H118V145H117ZM117 147H115V148H117ZM151 147H152V145H151ZM160 147H161V146H160ZM168 147H169V146H168ZM177 147H178V146H177ZM183 147H184V146H183ZM186 147H187V146H186ZM190 147H191V146H190ZM194 147H195V145H194ZM196 147H197V146H196ZM204 147H205V146H204ZM121 148H122V147H121ZM123 148H126V147H123ZM123 148H122V149H123ZM161 148H162V147H161ZM169 148H170V147H169ZM184 148H185V147H184ZM198 148H199V147H198ZM153 149H154V148H153ZM158 149H159V148H158ZM175 149H176V148H175ZM209 149H210V148H209ZM215 149H216V148H215ZM151 150H152V149H151ZM156 150H157V149H156ZM161 150H162V149H161ZM171 150H173V149H171ZM202 150H203V149H202ZM212 150H213V149H212ZM152 151H153V150H152ZM158 151H159V150H158ZM178 151H181V150L178 149ZM207 151H208V150H207ZM155 152H156V151H155ZM202 152H203V151H202ZM153 153H154V152H153ZM156 153H157V152H156ZM176 153H177V151H176ZM183 153H184V152H183ZM183 153H182V154H183ZM151 154H152V153H151ZM190 154H191V153H190ZM158 155H163V154H158ZM199 155H200V154H199ZM146 156H147V155H146ZM155 156H156V155H155ZM183 156H184V155H183ZM183 156H181V157L183 158ZM185 156H187V155H185ZM150 157H151V156L149 155V158H150ZM160 157H161V156H160ZM162 157H164V156H162ZM162 157H161V158H162ZM213 157H214V155H213ZM152 158H154V157H152ZM156 158L158 159V157H156ZM166 158H167V157H166ZM175 158H176V157H175ZM186 158H187V157H186ZM186 158H185V159H186ZM188 158H189V157H188ZM192 158H193V157H192ZM159 159H160V158H159ZM159 159H158V160H159ZM164 159H165V158H164ZM185 159H184V160H185ZM213 159H214V158H213ZM213 159H212V161H211L212 164H211V162H209V160H211V159L208 160V162L210 163V164H208V166H207L208 168L203 164V166H205L204 168H207V170L209 169V171H210V169H212L211 166L214 164V163H213ZM147 160H148V159H147ZM154 160H155V158H154ZM167 160H170V159H167ZM175 160H176V159H175ZM177 160H178V159H177ZM186 160H187V159H186ZM216 161H217V160H216ZM162 162H163V161H162ZM173 162H174V161H173ZM214 162H215V161H214ZM175 163H177V162L175 161ZM242 163H244V162H242ZM6 164H8V163H6ZM205 164H206V163H205ZM161 165H162V164H161ZM171 165H172V164H171ZM179 165L181 166V164H179ZM184 165H186V164H184ZM249 165H250V164H249ZM169 166H170V165H169ZM169 166H168V167H169ZM175 166H176V165H175ZM175 166H174V168H175ZM191 166H192V165L189 164V167H191ZM145 167H147V165H145ZM145 167H144V168H145ZM148 167H149V166H148ZM171 167H172V166H171ZM189 167L187 166V169H191V168H189ZM210 167H211V168H210ZM4 168H5V166H4ZM4 168H3V170H4ZM6 168H7V165H6ZM172 168H173V167H172ZM176 168H177V167H176ZM182 168H183V167H182ZM195 168H196V166H195ZM169 169H171V168H169ZM169 169H167V167H166V170H169ZM183 169H184V168H183ZM183 169H182V170H183ZM202 169H203V168H202ZM5 170H6V169H5ZM164 170H165V169H164ZM179 170H180V169H178V171H179ZM184 170H185V169H184ZM194 170H195V169H193L192 171H194ZM207 170H206L205 172H207ZM7 171H8V170H7ZM7 171H4V173L7 172ZM145 171H146V170H145ZM173 171H174V170H173ZM215 171H216V170H215ZM168 172H170V171H168ZM174 172H175V171H174ZM176 172H177V171H176ZM190 172H191V170H190ZM200 172H201V171H200ZM200 172H199V174H200ZM203 172H204V171H203ZM8 173H9V172H8ZM152 173H155V172L153 171ZM164 173H165V172H164ZM166 173H167V172H166ZM177 173H178V172H177ZM183 173H184V172H183ZM187 173H189V172L184 173V175L187 174ZM170 174H171V173H170ZM201 174H202V173H201ZM208 174H209V173H208ZM210 174H211V172H210ZM7 175H8V174H7ZM143 175H144V172H143ZM147 175H149V177H151V176H150V173H148ZM147 175H144V176H145V177H148ZM175 175H177V174H175ZM181 175H182V174H181ZM189 175H191V173H190ZM5 176H6V175H5ZM158 176H159V175H158ZM160 176H161V174H160ZM201 176H202V175H201ZM152 177H153V176H152ZM165 177H166V176H165ZM169 177H170V176H169ZM171 177H172V176H171ZM8 178H9V176H8ZM8 178H7V180H9ZM158 178H159V177H158ZM161 178H162V177H161ZM181 178H182V177H181ZM181 178H180V179H181ZM185 178H186V177H185ZM187 178H189V176H188ZM200 178H201V177H200ZM258 178H259V177H258ZM156 179H157V178H156ZM159 179H160V178H159ZM159 179H158V180H159ZM162 179H163V178H162ZM169 179H170V178H169ZM173 179H174V177H173ZM255 179H256V178H255ZM160 180H161V179H160ZM176 180H177V179H176ZM181 180H183V178H182ZM186 180H187V179H186ZM188 180H190V179H188ZM188 180H187V181H188ZM164 181H167V180H163L162 183H163ZM190 181H191V180H190ZM193 181H194V180H193ZM199 181L201 182L202 180L199 179ZM4 182H5V180H4ZM141 182H142V181H141ZM184 182H185V180H184ZM184 182H183L182 184H184ZM200 182H199V183H200ZM158 183H159V182H158ZM158 183L156 182V184H158ZM185 183H186V182H185ZM187 183H188V182H187ZM160 184H161V183H160ZM160 184H159V185H160ZM178 184H180V183H178ZM182 184H180V185H182ZM191 184H192V183H191ZM197 184H198V183H197ZM161 185H162V184H161ZM186 185H187V184H186ZM184 186H185V185H184ZM189 186H190V185H189ZM189 186H188V188L192 187V186H190V187H189ZM161 187H162V186H161ZM186 187H187V186H186ZM177 188L179 189V187H177ZM181 188H183V187L181 186ZM188 188H187V189H188ZM183 189H184V188H183ZM191 189H192V188H191ZM174 190H175V189H174ZM157 191H158V190H157ZM172 191H173V190H172ZM185 191H186V190H185ZM141 192H142V191H141ZM158 192H159V191H158ZM158 192H157V193H158ZM178 192H179V190H178ZM144 193H145V192H144ZM149 193H150V195H149V196H146V195H148V191H147V194H145L144 199H143V201H144L143 208H144V209H145V205L148 206V205H150V204H154V205H155V207L152 206V205H151L150 207H152V208H153V207L156 208V207L159 206V205H157V204H158V203L161 204L162 201H163V199H162L160 202H158L159 200H157V199H159L160 197L158 198V197L156 196V195L160 196V193H161V192H160L159 194H156V193L153 192L154 195H152L153 193L151 194V192H149ZM170 193H171V192H170ZM172 193H173V192H172ZM182 193H184V192H182ZM182 193H179V194L182 195V199H183V201H184L185 198L189 195L190 191L188 192V195L186 194V197H185V198H183L184 195H183ZM168 194H169V193H168ZM176 194L178 195V193H176ZM176 194H175V195H176ZM141 195H142V194H141ZM173 195H174V193H173ZM177 195H176V196H177ZM181 195H180V196H181ZM167 196H168V195H167ZM180 196L178 195V198H179V199H180ZM173 197H175V196H173ZM173 197H172V198H173ZM162 198H163V196H162ZM160 199H161V198H160ZM174 199L176 200L177 197L174 198ZM179 199H178V200H179ZM182 199H181V200H182ZM181 200H179V201L181 202ZM138 201H139V200H138ZM140 201H141V199H140ZM166 201H167V200H166ZM170 201H171V200H170ZM157 202H158V203H157ZM174 202H176V204H177V200L174 201ZM140 203H141V202H140ZM140 203H139V204H140ZM169 203L172 204V202H169ZM164 204H165V203H163V205H160V207H162L163 209L160 208V207H158V208H160V210L162 209L161 211H163V210H167L166 207H164ZM170 204H169V206H170ZM176 204L174 203L175 208L177 207ZM156 205H157V206H156ZM177 205H178V204H177ZM181 205H182V204H181ZM178 206H179V205H178ZM150 207H149V208H150ZM172 207H173V204H172ZM172 207H171V208L168 207V208L171 209V211H170V209H168V210H169L171 213H173V212L175 213V211H172V209L174 208V207H173V208H172ZM175 208H174V209H175ZM174 209H173V210H174ZM179 209H181V208H179ZM152 210H154V209H152ZM156 210H157V209H156ZM156 210H155V214H156V215H152L153 218H152L151 220H150V218H149V221H148L146 217H145L146 219L143 218V220H146V222L148 221V222L146 223V225H147V228L150 230V231L148 230V231L150 232V234H152V233H153V234L157 233L156 235L152 236V238H153V237H157V235H159V234H160V235H159L158 237L161 238V235H162V238H164V237H166V233H165L164 237H163V233H164V232H167V230H168L167 227L170 225V223H171L173 220H172V221L170 220V217H171V216H170L169 219L165 218V219H166V222H165V219H164L163 216H164V214H166L167 212L165 211V212H166V213H165V212L163 211V214H162L163 216H161V218H162L161 220H164L165 223H164V222H163V223L165 224V226H164V228L161 229L160 227H161L162 225H160V224H161L162 222H161V220L159 219V217H160L159 214H160V213H158V216H157V213H156L157 211H156ZM158 210H159V209H158ZM168 210H167V211H168ZM175 210H176V209H175ZM181 211H182V210H181ZM159 212H160V211H159ZM179 212H180V211H179ZM152 213H153V212H152ZM161 213H162V212H161ZM176 213H177V210H176ZM153 214H154V213H153ZM168 214H170V213H168ZM180 214H182V213H180ZM150 215H151V212H150ZM150 215H149V216H150ZM152 216H150V217H152ZM174 216L177 217L175 214H174ZM174 216H173V217H174ZM179 216H180V215H179ZM175 217H174V218H175ZM179 218H180V217H179ZM158 220H160V221H158ZM176 221H178L177 218H176ZM158 222H161V223H158ZM174 222H175V221H173V224H175ZM178 222H179V221H178ZM178 222H176V224H177ZM139 224H140V223H139ZM142 224H143V223H142ZM158 224H159L160 226H159ZM164 224H163V225H164ZM176 224H175V226H176ZM178 224H179V223H178ZM157 225H158V227H157V229H156V226H157ZM139 226H141V225H139ZM143 226H144V225H143ZM181 226H184V225L181 224ZM181 226H180V227H181ZM162 227H163V226H162ZM170 227H174V225H172V223H171V226H170ZM177 227H178V226H177ZM159 228H160V230H158ZM168 228H169V227H168ZM175 228H176V227H175ZM141 229H143V228L141 227ZM144 229L146 230L145 227H144ZM144 229H143V231H144ZM138 230H140V227L137 229V231H138ZM151 230H153V231H151ZM156 230H157V231H156ZM169 230H170V229H169ZM169 230H168V231H169ZM146 231H147V230H146ZM161 231H162V232H161ZM170 231L172 232V230H170ZM175 231H176V230H175ZM194 231H195V230H194ZM140 232H141V231H140ZM151 232H152V233H151ZM160 232H161L162 234H161ZM171 232H170V233H171ZM173 232H174V231H173ZM173 232H172V233H173ZM185 232H186V231H185ZM188 232H189V231H188ZM192 232H193V231H192ZM138 233H139V232H138ZM148 234H149V233H148ZM167 234H168V233H167ZM192 234H193V233H192ZM141 235H142V234H141ZM172 235H173V234H172ZM172 235H171V237H172ZM187 235H189V233H188ZM194 235H195V234H193V236H194ZM147 236L149 237V235H147ZM150 236H151V235H150ZM180 236H181V235H180ZM180 236H178V237L180 238ZM195 236H196V235H195ZM143 237H144V236H143ZM167 237H168V236H167ZM190 237H192V236H190ZM190 237H189V238H190ZM196 237H197V236H196ZM149 238H150V237H149ZM162 238H161V240H163ZM184 238H185V240H183ZM192 238H193V237H192ZM197 238H198V237H197ZM200 238H201V237H200ZM144 239H145V238H143V239L141 238V240H139V242H136V244H137L138 246H140V243L142 244V242L144 241ZM154 239H157L156 241H157L158 244L161 246V244L159 243V242H161V241H159L158 238H153L152 240L154 241ZM168 239H169V238H168ZM176 239L179 240V242L181 241L180 243L176 241V243L178 244V246H179V244H182V242H184V241L187 243V247H188V245L190 244V243L188 244V242H190V241L187 240V237H184V236H183V239H182V237H181V240L178 239V238H176ZM193 239H194V238H193ZM182 240H183V241H182ZM194 240H195V239H194ZM187 241H188V242H187ZM144 242H145V241H144ZM162 242H163V241H162ZM173 242H174V241H173ZM201 242H203V241H201ZM138 243H139V244H138ZM174 243H175V242H174ZM174 243H172V244H174ZM186 243H183V244L186 245ZM203 243H204V242H203ZM154 244H155V243H154ZM183 244H182V245H183ZM191 244H192V243H191ZM191 244H190V245H191ZM201 244H202V243H201ZM201 244H200V245H201ZM182 245H181V246H182ZM190 245H189V246H190ZM198 245H199V244H198ZM198 245H197V246H198ZM133 246H134V245H133ZM142 246H143V245H142ZM174 246H175V244H174ZM176 246H177V245H176ZM181 246H180V247H181ZM157 247H158V246H157ZM162 247H163V246H162ZM180 247H179V248L177 247V250H176V247H175V250L177 251V253H176L175 250H174L175 252L173 251V247H172V245H171V248H172V252H173V253L171 254V251L169 252V250L167 249V250H168V251H166L167 254H168V252H169V254H171V255L168 256V258L165 259L163 263H164V264H181V263L185 264V263H186L185 260L190 259V260H188L187 262L192 261L190 257H189V258H185V257H186L185 255H188L189 252H190V250H189V252L187 251L188 254L183 255V254L180 252V251H182ZM182 247H183V250H185V246H182ZM194 247H195V246H194ZM169 248H170V246H169ZM189 248H190V247H189ZM195 248H196V247H195ZM195 248H194V250H195ZM197 248H198V247H197ZM138 249H139V248H138ZM136 250H137V248H136ZM155 250H156V251H155ZM155 250H154V247H153V251L151 250V248L149 249V247H148L147 251L144 250V251H145V252H144L145 255L142 256V257H144V258H142V259H143V262H142V263H145V262L148 263V261L151 262V259H152V258H153V259H152V262H153L154 259H157V257L155 258L154 255L156 254V256H157V252H159V254H160V253L164 250V248H162V250H161V248H160L161 251L159 250V248H155ZM158 250H159V251H158ZM191 250H192V248H191ZM200 250H201V247H200ZM178 251H179V252H178ZM192 251H193V250H192ZM192 251H191V253H192ZM196 251H197V250H196ZM136 252H137V251H136ZM144 253H143V254H144ZM194 253H195V252H194ZM198 253H199V252H198ZM201 253H202V252H201ZM159 254H158V257H159ZM199 254H200V253H199ZM150 255H152L153 257H152V258H151V257L148 258V256H150ZM161 255H162V254H161ZM161 255H160V256H161ZM189 255H190V254H189ZM189 255H188V256H189ZM200 256H201V255H200ZM165 257H166V256H165ZM194 257H195V256H194ZM194 257H193V261H194V260L197 261V259L200 258V257L197 256L198 258H197V259H194ZM160 258H161V257H160ZM160 258H159V259H160ZM147 259H149V260L146 261ZM199 260H200V259H199ZM199 260H198V262H199ZM144 261H145V262H144ZM159 261H160V260H159ZM152 262H151V263H152ZM154 262H155V261H154ZM154 262H153V264H154ZM142 263H141V264H142ZM146 263H145V264H146ZM155 263H157V262H155ZM160 263H162V262H160ZM194 263H196V262H194ZM148 264H150V263H148ZM186 264H187V263H186ZM188 264H191V262H189Z\"/></svg>",
	"mask_w": 264,
	"mask_h": 264
}]
</instances>
